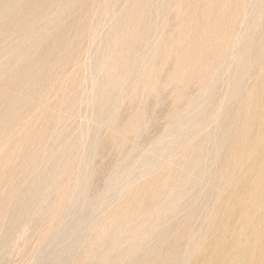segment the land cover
<instances>
[{"label": "bare ground", "instance_id": "bare-ground-1", "mask_svg": "<svg viewBox=\"0 0 264 264\" xmlns=\"http://www.w3.org/2000/svg\"><path fill=\"white\" fill-rule=\"evenodd\" d=\"M48 1L50 2H52V0H0V41H1V44H2V42H4L5 41V43L1 46V48H0V76L1 77H5V85L3 84V85H1L2 87L3 86H5L3 89L0 87V128H4V127H2L4 124L3 123H6L7 121H8V118L9 117H11L12 115H14L15 113H18V109L20 108V106L21 105H23V103H28V101H30L31 99H32V97L34 98V96H33V93H34V88H36L35 87V85L37 86L39 83H38V81L41 79V78H46L47 76H52L53 74H54V69H56L57 70V68L56 67H60V66H62L65 62H66V60H68V53H69V55H70V53H72V52H69L68 50L69 49H71V51H72V48L71 47H73V49L75 50V46L76 45H72L71 46V44H73V43H75V41H80V42H82L83 41V38L82 39H78L77 40V38L79 37V35L77 36V35H74L73 34V36L70 34V33H68L69 35H71V36H68L67 35V32H69L68 31V27H69V22H67L66 20L68 19V17H67V19H65L63 16H65V15H63V14H65L67 11H69L70 9H72L73 8V4L74 3H76L77 1L79 2L80 0H54L55 1V3H58L57 4V8H56V6H54V4H52L51 2H50V5L52 4L54 7H52V8H55V11L54 12H52L51 11V9H50V5L48 4ZM88 1H90V0H88ZM88 1H86V2H88ZM104 0H102L101 2H100V4L101 3H104L103 2ZM109 2H110V0H108ZM115 1H117V0H115ZM119 1V0H118ZM130 1V2H129ZM152 2H153V0H151ZM161 2H162V0H160ZM159 0H158V3L160 2ZM164 1V0H163ZM167 0H165L164 2H166ZM169 1V0H168ZM167 1V2H168ZM186 1V0H185ZM187 1H189V2H192V0H187ZM195 0H193V2H194ZM234 1V0H233ZM232 1V2H233ZM241 1H243L244 2V0H236V3L235 4H239ZM82 2H84L83 0L81 1V3ZM91 2L92 1H90V2H88V3H85L86 5H88L89 6V3H90V6H91ZM96 1H94V3H95ZM97 2H99V0H97ZM113 2V1H112ZM123 3H126V4H131V2H133V0H127V2H129V3H127V2H124V1H122ZM122 2H120V3H122ZM184 2V1H183ZM183 2H181V0H175V1H173L172 0V3L173 4H176V5H178V6H180V5H182L181 3H183ZM189 2L187 3V4H189ZM198 2H199V0H198ZM242 2V3H243ZM248 2V1H247ZM93 3V2H92ZM119 3V2H118ZM149 5H148V4ZM154 3V2H153ZM169 3H171V2H169ZM202 10L200 9H197V10H199V12L198 13H200V12H202L203 11V13L201 14H198V17H199V19L201 20V18H200V16L201 15H204V14H207L206 15V20L204 21V16H203V23H201V21H199V19L196 17V16H193V14L192 13H196L195 15H197V10H196V8H199V7H197L196 5H194L196 8L194 9L193 8V10L195 11H193V12H191V10L189 11V12H187V10H189V9H187V10H185L186 8H188L187 6H186V8L185 7H182L181 8V6H180V8H179V10H178V14H179V17H181V18H179L178 20V23H177V25L175 26V29L173 28V26H172V28L175 30H173L172 32H173V34H171L172 36H167V37H165L167 34H165V38H164V40H163V43H164V46L162 47V48H160L159 46V48L158 47H155V51H156V53H159L158 54V56H159V61H160V58H161V60L163 59L165 62H166V65H168V67H167V69H166V74H168L167 76L168 77H166V75H165V79H167L169 82L170 81H173V80H175L178 76H179V73H180V70H181V72L182 73H184L185 72V70H184V72L182 71V68L183 67H185L184 65H185V62L189 65V67H190V70H191V68L192 69H197V67H199L200 66V69H198L199 71V73L198 74H196L197 76H196V79H200V76L202 77V73H205L204 71H205V69L204 68H206L209 64L210 65H212L213 66V68H217V65H218V63H220L219 62V60H220V57L221 56H223V53L225 52V46H226V43H228L227 42V37L225 36V34H221V35H219V36H216V37H212V36H214L216 33L218 34L220 31H222V29H229V28H233L234 27V25L238 22V21H236V19L238 18L237 17V15H239L238 14V12H237V8H234V10L233 9H231V10H233V13L232 14H230V16L228 17V16H225V11L228 9V7H227V5H226V1H224V3L220 0H203L202 1ZM249 3V2H248ZM250 3H251V1H250ZM77 4V3H76ZM99 4V3H98ZM105 4H106V2H105ZM126 4L124 5V11H125V9H126V7H128V6H126ZM150 4L151 3H149L147 0H135L134 2H133V4H131L130 6H131V9L129 10L130 11V15H133V17H134V19H132L133 21H136L137 22V26L136 27H132V23H131V26H130V20H129V22H127V26H129L130 28L129 29H131V27H132V30H128V28H127V32L129 31H131V33H130V38H127V39H130L128 42H125V41H121V40H123V38H125V36L127 35V34H129V32L127 33V34H125L124 36H122L123 35V33L121 34V32H122V29H123V27L125 28V27H127V26H125V22L127 21V20H125L126 19V17H125V19H120V20H117V22L115 23V26H113L114 24H111V27H113V29L110 27V26H108L109 28H108V30H110L111 29V31H110V33L108 32V30H106L107 32H108V35H106L107 34V32L105 33V37L107 36H109L108 38H107V40L109 39V42L107 41L106 42V40H105V43L106 44H108V47L105 45L104 47L106 48V49H104V51H101L100 53L101 54H98V55H96L97 57H96V59H97V63L95 62V64H96V66H95V68H96V72L94 71V73H95V75L93 76V79L89 76V78H90V80H91V82H93L95 85H94V87L96 86V91H95V89H94V93H92V91H90V95H92V96H90L91 98H89L90 99V103L89 104H91L90 106H92V105H94V108H93V111L92 112H90L91 114H92V116H91V124H90V126L89 127H86V129H87V131H90L91 132V137H90V139H89V142H88V144H87V146L85 147V149L87 148V150H88V152H92V153H94L95 152V154L96 153H98L97 152V149L99 148L100 149V147L99 146H102V145H105V144H103V142L102 141H104L105 139H107L105 136H108V135H106L105 134V136L102 138V137H99V131H101L102 129H100L99 130V128L101 127V126H103L104 124H109V126H111V125H113V128H114V130H113V133H117L118 132V134L117 135H122V134H124V133H126V132H124V130H125V123H123V125H124V127H123V125L122 126H119L120 125V117H119V124L118 123H116L115 122V119H114V115H113V112H114V110L115 109H118L117 108V106H118V104H119V100H121L120 98L122 97V95L125 93V91L127 90V88L129 89V91H131L130 90V87H133V86H135L136 85V81H138V80H136L135 81V79H137V77H138V75H141V74H138L139 72H140V69H141V71H143V67L142 68H140L139 69V66H140V64L142 65V64H144L143 63V60H142V62H141V56H140V54H141V52H139L138 51V45L140 44H142L141 42H143L144 40L146 41V42H143V47H145V43H147V40L145 39V37H146V35H147V30L148 31H150L149 30V28H147V26L148 25H146V28L147 29H145L144 27H142V29H139V24H141L142 23V21H143V17H144V15H145V11L147 12L148 10H149V6H150ZM157 4V2L155 3V5ZM161 4V3H160ZM159 4V5H160ZM186 4V3H185ZM201 4V3H200ZM199 4V5H200ZM232 4V3H231ZM85 5V6H86ZM102 5V4H101ZM111 5L114 7H117V3H115L114 2V4L113 3H111ZM122 5V6H123ZM152 5V4H151ZM172 5V4H171ZM171 5H170V7H171ZM184 5V4H183ZM218 6V11H217V8L215 9V11H217V15L215 16V18L213 17V19L212 20H210V18H211V15H210V9L211 8H214V7H212V6ZM242 5V4H241ZM71 6H72V8H71ZM89 6V7H90ZM93 6H94V4H93ZM100 6V5H99ZM99 6L98 7H96V9H95V11L96 10H98L99 9ZM120 6V5H119ZM122 6L120 7V9L122 8ZM145 6H147V9L148 10H146V8H145ZM157 6V5H156ZM164 6H167V4L165 3V5ZM163 6V7H164ZM169 6V5H168ZM174 6V5H173ZM172 6V7H173ZM189 7L190 6H192V5H188ZM239 6V5H238ZM247 6V5H246ZM249 6H250V4H249ZM254 6V5H253ZM252 6V7H253ZM84 7V6H83ZM82 7V8H83ZM102 7H104V9L102 8V9H100V12L99 11H97V13H96V15L97 14H99V13H101V12H103L102 10H104V12L106 11V13L105 14H107V10L109 11V13L110 12H112L111 10H113L114 8H111V9H106V7L104 6V5H102ZM108 7V6H107ZM151 7V6H150ZM153 7V6H152ZM158 7H161L162 8V6L160 5V6H158ZM169 7V8H170ZM235 7H237L236 5H235ZM74 8L75 9H78V7L76 6L75 7V5H74ZM98 8V9H97ZM100 8H101V6H100ZM161 8H158V9H161ZM167 8V7H166ZM165 7H164V9H166ZM208 8H209V10H208ZM254 8V7H253ZM81 8H79L78 9V11L80 12L81 10H80ZM117 9V8H116ZM164 9H161V11L163 12V10ZM168 9V8H167ZM230 9V8H229ZM242 9H243V7H242ZM247 9V8H246ZM83 10H85V8L83 9ZM88 12H87V11ZM85 11L88 13L87 14V16L89 15V12H90V10H88V7H87V9H86ZM119 10V9H118ZM122 10V9H121ZM123 10H122V12H123ZM127 10H128V8H127ZM151 10V12H152V9H150ZM153 10L155 11V9L153 8ZM169 10L170 9H168L167 10V13L169 12ZM213 9H211V11H212ZM244 10H245V8H244ZM116 11V10H115ZM128 11V12H129ZM209 11V12H208ZM228 11V10H227ZM226 11V12H227ZM257 11V10H256ZM77 12V11H76ZM76 12L74 11V14H76ZM78 12V13H79ZM91 12H92V9H91ZM104 12H103V14H104ZM117 12H120V11H117ZM121 12V13H122ZM127 12V11H126ZM149 12V14H150V11H148ZM156 12V11H155ZM155 12L153 13V14H155ZM157 12H159L160 13V10H158ZM164 12H166V11H164ZM163 12V13H164ZM172 12H173V14L172 15H174L175 14V12H174V10H172ZM171 12V13H172ZM68 14H69V12H67ZM71 13H73V12H71ZM81 13V12H80ZM79 13V14H80ZM132 13V14H131ZM159 13H157V14H159ZM166 13V14H167ZM212 13V12H211ZM213 13H214V11H213ZM93 16L95 15V14H93V13H91ZM102 14V13H101ZM100 14V15H101ZM112 14H114L113 12H112ZM117 14V13H116ZM128 14V15H129ZM152 14V13H151ZM150 14V15H151ZM157 14H156V16H157ZM215 14H216V12H215ZM228 14V15H229ZM245 14V13H244ZM256 14L258 15V13L256 12ZM73 15V14H72ZM78 15V14H77ZM77 15H75V16H77ZM83 15V14H82ZM81 14H80V16H82ZM108 15V14H107ZM124 15H126V14H124L123 13V17H124ZM150 15L148 16V17H150ZM165 15V14H164ZM243 15V14H242ZM256 15V16H257ZM60 16H62L63 18H60ZM68 16V15H67ZM71 16V15H70ZM80 16H78V17H80ZM86 16V17H87ZM108 16H110V15H108ZM116 16V15H115ZM120 16V14L116 17V18H121V17H119ZM155 16V15H154ZM155 16V17H156ZM163 16V15H162ZM225 16V17H224ZM256 16H255V18H256ZM66 17V16H65ZM84 17H85V15H84ZM85 17V18H86ZM89 17V16H88ZM87 17V18H88ZM100 16H98V18H99ZM104 17H106V16H104ZM129 17V16H128ZM154 17V18H155ZM172 17H174V16H172ZM176 17V16H175ZM175 17H174V19H175ZM247 17V16H246ZM86 18V19H87ZM90 18H91V16H90ZM96 18V17H95ZM94 18V19H95ZM111 19H113V16H111L110 17ZM109 18V19H110ZM116 18L114 19V20H116ZM132 18V16L130 17V19ZM153 18V19H154ZM157 18V17H156ZM155 18V21L157 20ZM159 18H161V16H159L158 17V20H159ZM163 18V17H162ZM216 18H218V20H217V22L216 21H214V20H216ZM248 18V17H247ZM252 18V17H251ZM250 18V19H251ZM255 18H253V21H252V23L254 22V20H255ZM262 18V17H261ZM79 19H81V18H79ZM82 19H83V16H82ZM100 19V21H101V18H99ZM103 19V18H102ZM110 19V20H111ZM165 19H167L166 17H165ZM169 19H171V18H169ZM40 20H43V21H46L47 23H49V25L51 24V23H53L54 22V24H55V27L57 28V32L56 31H53L54 29H52L51 31H50V29H48L47 28V25L45 26V25H37V23H39V22H37V21H40ZM88 20L90 21V19L88 18ZM110 20H109V23H110ZM150 19H148V21H149ZM157 20V21H158ZM171 20H173V18L171 19ZM240 20V19H239ZM73 21V20H72ZM76 21H77V19H76ZM78 21H80V20H78ZM87 21V20H86ZM92 21H94L93 19H92ZM133 21H131V22H133ZM160 21H161V19H160ZM170 21V20H169ZM236 21V23L234 24V22ZM249 21H251V20H249ZM42 22V21H41ZM70 22H71V18H70ZM75 18H74V21H73V24H72V22H71V24L72 25H75ZM82 22V21H81ZM85 22V21H84ZM96 22H97V19H96ZM98 22H99V20H98ZM136 22H135V24H136ZM163 22H165L164 20H163ZM175 22V21H174ZM216 22V24H214ZM244 22H247V21H244ZM77 23V22H76ZM80 23V22H79ZM108 23V24H109ZM113 23V22H112ZM143 23H145L144 21H143ZM149 22H146L145 24H148ZM157 23H159V25L161 24L162 25V23L161 22H157ZM251 23V22H250ZM256 23V22H255ZM54 24H51V27H49V28H52V25H53V27H54ZM78 24V23H77ZM82 24V23H81ZM94 24H95V21H94ZM145 24H144V26H145ZM172 24H173V21H172ZM191 24H195L194 25V27H197L198 29L196 30V32L193 34L192 33V31H191V34H193V36H191V37H189V35H190V31L188 32V29H187V27L188 26H190L191 27ZM48 25V26H49ZM88 25V23H83V25L81 26V28L80 29H82V27H84V30H83V33L85 32V33H88L89 31L87 30V28H86V26ZM90 25V24H89ZM88 25V29H90L91 27ZM98 25V24H97ZM102 25V24H101ZM106 25V24H105ZM133 25H134V23H133ZM157 25V24H156ZM264 24H262V25H260V26H263ZM76 26V25H75ZM100 26V25H99ZM141 26H143V25H141ZM150 26V25H149ZM168 26H170V25H168ZM167 26V27H168ZM178 26V27H177ZM258 26V25H257ZM78 27V26H77ZM77 27H75L74 29H77L78 30V28ZM79 27H80V24H79ZM153 27V26H152ZM151 26H150V28H152ZM166 27V28H167ZM85 28H86V30H85ZM97 27H96V24H95V29H96ZM70 29V28H69ZM93 29V28H92ZM126 29V28H125ZM161 29V28H160ZM193 29V28H192ZM249 29V28H248ZM247 29V30H248ZM56 30V29H55ZM73 30V29H72ZM91 30V29H90ZM98 30V29H97ZM152 30V29H151ZM154 30V29H153ZM194 30V29H193ZM250 30V29H249ZM255 30V29H254ZM50 31V32H49ZM80 31H82V30H80ZM79 31V32H80ZM88 31V32H87ZM100 31H102V30H100ZM123 31H125V30H123ZM225 31H227V30H225ZM240 31V30H239ZM264 31V30H263ZM70 32H71V29H70ZM73 33H76L75 31H72ZM79 32H77V33H79ZM93 32V31H92ZM154 32V31H153ZM171 32V31H170ZM251 33L253 32V31H250ZM81 33V32H80ZM83 33H81L82 35H83ZM85 33H84V35H85ZM100 33V32H99ZM159 33H162L161 31L159 32ZM165 33H168L169 34V32L167 31H165ZM189 33V34H188ZM247 33V32H246ZM259 33H261V32H259ZM164 33H162V35H163ZM230 34V33H229ZM238 34V33H237ZM243 34V33H242ZM256 34V33H255ZM258 34V33H257ZM264 34V33H263ZM81 35V37H83ZM94 35H95V33H94ZM236 35V34H235ZM86 36H88V35H86ZM99 36V35H98ZM121 36L123 37V38H121ZM129 36V35H128ZM178 36H180L182 39H184V41L186 40V38L188 39V41H186V42H184L182 39L180 40V43H181V41L183 42V43H185L183 46H181L182 44H180V47L177 49V47L179 46H177L175 49H177V50H174L175 52H174V54L176 55V56H174V57H172L173 56V54H172V56H170L171 55V53H173V51H171L172 50V46L174 45L173 44V38L174 37H178ZM238 36H240V35H238ZM247 36V35H246ZM97 37V36H96ZM103 37H104V34H103ZM102 37V38H103ZM208 37L210 38H212V40L211 39H208ZM230 37V36H229ZM237 37V36H236ZM84 38H85V36H84ZM91 38H93V37H91ZM101 38V39H102ZM175 38V39H176ZM240 38V37H239ZM242 38V37H241ZM262 38V37H261ZM86 39V38H85ZM90 39V38H89ZM104 39V38H103ZM102 39V40H103ZM153 40H154V38H152ZM174 39V40H175ZM179 39V38H178ZM232 39H233V37H232ZM245 39V38H244ZM259 39V38H258ZM257 39V41H256V44H255V46H253L252 48H249L248 49V51H245V52H247V53H245L244 52V50H242L243 52H244V54H246V58L248 59L247 60V62L248 61H250L249 63H250V65H251V63H252V67H254L255 65L253 64L254 62H256V63H258L257 61L260 59V64H262V62L261 61H263V59H264V42H262L260 39L258 40ZM4 40V41H3ZM150 40H151V38H150ZM240 40V39H239ZM249 40V39H248ZM87 41H89V40H87ZM94 41V40H93ZM152 41V40H151ZM159 41H162V40H159ZM83 42H85V41H83ZM95 42V41H94ZM98 42V41H97ZM104 42V40L101 42V43H103ZM177 42V41H176ZM179 42V41H178ZM207 42H209V43H207ZM232 42V41H231ZM105 43H103V45L105 44ZM161 43V42H160ZM243 43V42H242ZM249 43V42H248ZM251 43V42H250ZM81 44V43H80ZM79 44V42H78V44L77 45H80ZM84 44V43H83ZM93 44V43H92ZM91 44V45H92ZM100 44V43H99ZM178 44V43H177ZM206 44L208 45V44H210V45H212L213 46V50L212 49H210V50H212V53H211V55H209V56H207V55H204L203 54V52L205 51V50H203V47H205L206 46ZM139 45V47H141ZM160 45V44H159ZM176 45V44H175ZM235 45V44H234ZM249 45V44H248ZM253 45V44H252ZM71 46V47H70ZM82 46V45H81ZM153 47L154 46H157V44L156 45H152ZM209 46V45H208ZM236 46V45H235ZM246 46V45H245ZM70 47V48H69ZM99 47V46H98ZM148 47V46H147ZM211 47V46H210ZM228 47V46H227ZM78 49H80V47H77ZM76 48V49H77ZM142 48V47H141ZM141 48H140V51H142L143 50V48H142V50H141ZM151 48V47H150ZM149 48V49H150ZM156 48H158V49H156ZM173 48V49H174ZM231 48H233V47H231ZM82 49V48H81ZM87 49V48H86ZM98 48H96V50H97ZM102 49V48H101ZM145 49V48H144ZM152 49H154V48H152ZM205 49H206V47H205ZM73 50V51H74ZM96 50H95V52H96ZM103 50V49H102ZM147 50V49H146ZM151 50V49H150ZM207 50V49H206ZM247 50V49H246ZM76 51V52H75ZM73 53H77V50H75ZM78 51H80L81 52V50H78ZM98 51V50H97ZM145 51V50H144ZM143 51V52H144ZM148 52H150L149 50H147ZM145 52L144 54H146V53H148V52ZM93 53L94 55L96 54V53ZM73 53H72V55H73ZM86 53V52H85ZM140 53V54H139ZM152 53H154L153 54V56L154 55H156L155 54V52H152ZM80 54V53H79ZM149 54V53H148ZM225 54V53H224ZM233 54V53H232ZM94 55H93V57H94ZM141 55H143V54H141ZM147 55V54H146ZM145 55V56H146ZM150 55V54H149ZM152 55V54H151ZM226 55V54H225ZM237 55V54H236ZM243 55V54H242ZM75 56V55H74ZM73 56V57H74ZM76 56H78V55H76ZM76 56H75V61L77 60V64L79 65V63H78V58L79 57H77V59H76ZM99 56V57H98ZM144 56V55H143ZM234 56V55H233ZM244 56H241V54L239 55V57H242L240 60L241 61H244ZM70 57V56H69ZM91 57H92V55H91ZM92 57V58H93ZM151 57V56H150ZM244 57V58H243ZM24 59L25 61H26V63H24L23 61V63H22V65L20 64H18V63H16L15 61H18L17 59ZM95 58V57H94ZM93 58V59H94ZM143 58V57H142ZM146 58H148V57H146ZM145 57L143 58L144 60L146 59ZM153 58V57H152ZM228 58V57H227ZM232 58V57H231ZM261 58H262V60H261ZM71 59V58H70ZM153 59H155V60H157V58H153ZM238 59V60H239ZM85 60V59H84ZM95 60V59H94ZM93 60V61H94ZM149 60V59H148ZM234 60V59H233ZM235 60H236V58H235ZM238 61V63L239 62H241V61ZM73 62H75L74 60H72ZM72 61L70 60V62L72 63ZM89 61V60H88ZM96 61V60H95ZM151 61H154V60H151V58H150V62ZM159 61H154V65L153 64H151L150 65V63L149 64H147V66L148 65H150L151 67H149L147 70L146 69H144V70H146V74H145V77H143V75L142 76H140L139 77V79L142 77V79L144 78V85H143V89H144V87H145V89H149L150 90V88L152 87V89L154 88L155 89V91L156 90H159V88L161 87V84H162V81H163V79H161L160 80V78H161V76H159L158 78H156L157 76L155 75L156 73H158L157 71H159L160 72V70L159 69H161V68H163V67H161V68H159V66L161 65V63L160 64H158V63H155V62H159ZM246 61V60H245ZM69 62V63H70ZM141 62V63H140ZM146 62V61H145ZM246 62V63H247ZM67 63H68V61H67ZM94 63V62H93ZM147 63H148V61H147ZM152 63V62H151ZM235 63V62H234ZM242 64H243V62H241ZM17 64H18V66H17ZM25 64V65H24ZM75 65H76V62L74 63ZM74 64H72V65H74ZM86 64V63H85ZM138 64H139V66H138ZM156 64L158 65V67L156 66ZM206 64H208V65H206ZM240 64V63H239ZM245 64V63H244ZM259 64V63H258ZM77 65V66H78ZM84 65V64H83ZM166 65H164V68H166L165 66ZM206 65V67H204ZM223 65V64H222ZM246 65L247 64H245V66L244 65H238V68H239V70H237L236 68V70L238 71L229 81H230V83L229 84H227V86H224V87H226L227 89H225L226 90V92H227V94H228V98H230V97H232L234 94H233V92L236 90V88L238 87V85H236L237 83H240V82H238L237 80L240 78V77H242V76H244L245 75V71L247 70L246 69ZM257 65V64H256ZM262 65H264V64H262ZM262 65H260V67L262 66ZM76 66V67H77ZM82 66V65H81ZM88 66V65H87ZM152 66H154V67H152ZM228 66V65H227ZM243 66V67H242ZM248 66H249V64H248ZM247 66V68H249ZM259 65H257V68H260V67H258ZM64 67H66V66H64ZM79 67V66H78ZM187 67V66H186ZM220 66H218V68H219ZM223 67V66H222ZM234 67V66H233ZM242 67V68H241ZM244 67H245V69H244ZM61 68V67H60ZM68 68V67H67ZM67 68H66V72H67ZM70 68V67H69ZM69 68H68V70H69ZM92 68H94V67H92ZM145 68H147V67H145ZM209 68V67H208ZM212 68V69H213ZM217 68V69H218ZM241 68V69H240ZM255 68V67H254ZM264 67H261L260 68V70L259 71H261V72H259L260 74H258L259 76V81H257V82H255V83H258L259 82V84H257L258 86L256 87V88H253L254 90L253 91H249V97H250V99H248L249 100V103L246 105V104H244V106L242 107H240L239 106V104H237L235 101H233L235 104H237V107L239 106V108H241V110H244L243 112H244V116H241V118L243 117V119H240L239 120V123L241 122V120H242V126H241V124H239V126L241 127V130H242V133L240 132V128L238 127V129H239V133H240V135H239V137L242 135V137H241V140L239 141V144H237V146H236V149L235 150H233L234 152H233V154H232V157H228L230 160L228 161L227 159V164L226 163H224L225 164V167L224 168H221L220 167V165L221 164H219V168H217L216 170H219V171H217V172H215L214 174V176L213 175H211V177H210V179L212 178V177H215V181H214V185L213 186H215L214 188H215V190H216V192L217 193H219V191H220V193L222 194V190L224 191V190H226V189H228V194H227V196L225 197V198H220L219 197V195H220V193H219V195L216 193H214L215 194V199L217 200V202H216V200H215V202L216 203H214L212 200V198H210L211 197V195L212 194H209L210 195V197H208V198H210L211 200V203L213 202L214 204H216L215 206H217L218 205V207L217 208H219V214L216 216V217H214V215L212 216V218H210V220H209V225L208 226H210V227H213V229H216V234H215V236L211 239V240H207L208 242H205V238L207 237V236H211L213 233H214V231L211 229V231L209 230V229H207L208 228V226L206 225L205 226V229L204 228H201V229H204V230H208L207 231V233H205L207 236H205V238H200V239H198L195 243H194V245H193V247L191 248V246H190V248L191 249H188L187 251H186V253H187V255L189 256L188 258L190 259V257H192V256H197V254L198 253H200V255L198 256L199 257V260H198V262L196 263V264H264V69H263ZM88 69V68H87ZM186 69V68H185ZM212 69H211V71H212ZM226 69V68H225ZM56 70H55V73H56ZM61 70V69H60ZM65 70V69H64ZM74 70V69H73ZM77 70H80V68H77ZM82 70V69H81ZM80 70V71H81ZM233 70V69H232ZM253 70V69H252ZM251 70V71H252ZM87 71H89V70H87ZM168 71H171V72H168ZM203 71V72H202ZM250 71V72H251ZM255 71V70H254ZM254 71H252V72H254ZM70 73H71V71H69ZM69 72H68V74H65V75H67V76H65V75H63V76H61V78H64V82H65V77H66V79H68L69 80V76L72 78V77H75V75H76V73L74 74V76H73V74L71 75H69ZM77 72V71H76ZM168 72V73H167ZM207 72V71H206ZM216 73V71H213L212 73ZM223 72V71H222ZM257 72V71H256ZM93 73V74H94ZM140 73H142V72H140ZM208 73H210V70H209V72ZM249 73V72H248ZM58 74V73H57ZM63 74V73H62ZM82 74H84V72H82ZM81 74V75H82ZM163 74H165V73H162V75ZM224 74V73H223ZM250 74V73H249ZM255 74V73H254ZM80 75V76H81ZM155 75V76H154ZM158 75V74H157ZM161 75V74H160ZM183 75V74H182ZM190 75V74H189ZM204 75V74H203ZM212 75V74H211ZM210 75V76H211ZM79 76V75H78ZM184 76V75H183ZM206 76V75H205ZM209 76V75H208ZM248 76V75H247ZM85 77H86V75H85ZM213 77V76H212ZM212 77H210L209 78V80H206V82H205V84L203 83V85H205V88H204V94H206V96L203 94V98H200V96H202V94H199V92H198V94L200 95V96H198V97H194V98H192V99H189V101H188V106H187V108H186V110H185V114H182V112L180 111L179 112V110H178V112L177 113H175V111H174V113H175V118H174V123H175V125L174 126H172V127H174V128H170V131H168V133H169V136H170V139H171V137H172V139L171 140H169V138H167V136H166V134H165V136H166V139H163V138H165V136H163V137H158V138H156V139H154L153 141H152V143H151V145H152V148H151V151L150 152H146L147 154H145V155H141L140 157H137L136 159H134V156H136V155H134V156H132V152L134 153V151H136L135 149H134V147L133 146H131V147H129V149H128V151L124 154L125 155V160H124V162L122 163V165L121 166H118L119 168L117 169V170H115L112 174H110V177L107 179V181H106V186H105V189L101 192V193H99L98 195H96L95 197H90L89 196V194H88V189H89V184H90V180H91V177H92V173H93V171H95V169H94V163H92V161H91V159H90V157H88V156H81V159L83 160V163H82V166L80 167V175H78V177L77 176H75L76 177V180H75V187H74V185H73V189H70V187L68 188L67 187V185L68 184H66L65 183V187H64V184L62 185V187H59L56 191H55V194L53 195V196H48L47 198H45L44 200H41V202L40 203H36L37 202V199H38V195H40V194H42L44 191H45V189L47 188V185L49 186V184H47L48 182V180L50 179V176H51V174H61V173H63V171H64V169H65V166H66V161L64 162H62V163H57V162H55L54 161V159L52 158V154L51 153H48V152H43V151H40V152H38L39 154L36 156V158L37 157H39V158H46L48 161L47 162H50L51 163V167H50V169L47 171V172H43V171H41V172H37V170L38 169H36L35 168V166H37V165H35V163L33 162V163H27L28 161H29V159L27 160V156H29V158H31L32 156L29 154V155H27V156H25L26 158L23 160V162L25 161V160H27V162H25V163H27L28 165H26L27 166V170H26V172L29 174L28 175V177H26L25 178V180L28 178L29 179V181L32 179V175H35L36 176V178H37V181L38 182H40L41 181V183H39V185L37 186V187H35L36 189L33 191V190H28L26 193H23V195L21 194L20 195V193H19V190L17 191V193L18 194H15L14 196H17V198H15L14 197V199H16V203L13 205L12 204V210L11 211H9L8 213H9V218L11 219V221H12V225H11V227L10 228H8L9 230H8V233L5 235V236H2L1 237V235H0V252H1V250H3L4 248H6V247H10V245H11V242H10V239H9V237L12 235V233L15 231V230H17L20 226H21V224H22V221L24 220V218H26V217H29L30 215H34V218L33 219H35V221H41V220H47L46 222H48L49 224H46L45 226H49L48 228H46L45 230H46V232H45V230H44V233H43V241L45 242V244L48 246V247H50L51 249L49 250V252H48V254H47V256L45 257V259H46V262H44V258H41V259H38L37 261H36V263L35 264H64L65 263V261H71V264H117V258H121V257H129V259H132V260H130L129 262H128V264H143L144 263V261H145V259H142L143 257H134V258H132L131 256L135 253H137V252H142V248L143 247H145L144 246V244H145V242L147 241V239H149L150 238V233L149 232H145V233H142L143 231H142V225H144L145 226V224H146V222H147V224H148V227H149V229L151 228V227H153V226H155L156 224H157V221H159V219H161L162 217H163V215H165L167 212H170V213H172L173 212V206L176 204V198H174L175 197V194H174V197H171V199H170V201L169 200H167L166 199V201H169V202H167V203H164L163 201H162V199H161V197L158 199V189H157V192H156V189H155V187H154V185H156V183H155V179L157 180H159V178L160 177H162V176H164V175H162V172H160L161 173V175L162 176H160V177H158V178H153V179H149L150 180V182H146V184H144V182H143V186L141 187V189H139V190H135V188H134V190H133V192H130L131 191V189H129V191H127L128 193H126V197H125V200H124V198L122 199L121 198V202L123 201V203H121L122 205H120V207H119V209L117 210L118 212H116V210H115V212H114V210H113V212L114 213H116V214H114V213H112V212H110V213H112V214H114V215H109V214H107V215H109L108 217H107V219L108 218H110L109 220H104L102 223H98L100 226L98 227L97 226V224L96 223H94V224H92L93 223V221H94V218H93V214H94V212L96 211V210H98L99 208L101 209V207L103 208V206H105L107 203L109 204V202H108V195L110 194V193H112V192H114V193H116V192H120V190H122V189H124L129 183H130V176L132 175V174H135L136 176H138V175H141V174H143L146 170H148L149 169V167H151V166H153V165H155V162L157 161V159L160 157V156H162L161 154L163 153V152H166L165 150L166 149H168L170 146H172V143H175L174 141L175 140H177V142H178V140H183L184 139V137H183V135L185 134V133H187V131L186 132H183V133H181L182 132V130L188 125H190V127L189 128H193V126L195 125V124H198L201 120V118H200V116H202L203 117V115L204 114H202L203 112H204V105H206V103H207V101H208V96L210 95V93H211V91H213V89H212V86H211V84H209L208 82L210 81V80H212L211 78ZM222 77V76H221ZM250 77V76H249ZM253 77V76H252ZM257 77V76H256ZM6 78H8L7 80H6ZM52 78H53V76H52ZM58 78H60V77H58ZM70 78V81L72 80ZM78 77H76V78H74V79H76V81L78 80L79 82H81L79 79H77ZM180 78H181V76H180ZM195 78V76L192 78V79H194ZM216 78V77H215ZM227 78H228V76H227ZM251 78V77H250ZM48 79H49V77H48ZM55 79V78H54ZM72 80V81H75V80ZM82 79V78H81ZM179 79V78H178ZM190 79H191V76H190ZM195 79V80H196ZM247 79H249L248 77H247ZM246 79V81H248ZM50 80H51V78H50ZM49 80V81H50ZM57 80V79H56ZM213 80H214V77H213ZM212 80V81H213ZM254 80V79H253ZM252 80V81H253ZM60 81H62L63 82V80H59V82ZM84 81V80H83ZM140 81H142L141 79H140ZM194 80H192V82H193ZM201 81V80H200ZM199 80L197 81L198 83L200 82ZM215 81V80H214ZM213 81V82H214ZM239 81H241L240 79H239ZM40 82V81H39ZM42 82V81H41ZM46 82H48V81H46ZM61 82V83H62ZM66 82H68V81H66ZM79 82H78V85H81V83L79 84ZM90 82V83H91ZM134 82H136L135 83V85L133 84ZM164 83H165V81H163ZM169 82H168V84H169ZM196 82V81H195ZM195 82H193V83H195ZM196 82V83H197ZM225 82V81H224ZM243 82V81H242ZM38 83V84H37ZM55 83V82H54ZM61 83H59L60 85H61ZM70 83V82H69ZM73 83H75V82H73ZM73 83H71V85L73 84ZM77 83V82H76ZM85 83V82H84ZM139 83V82H138ZM141 84H142V82H140ZM173 83V82H172ZM174 83H175V81H174ZM208 83V84H207ZM215 83V82H214ZM45 84V83H44ZM53 84V83H52ZM67 84V83H66ZM119 84V85H118ZM127 84V85H126ZM167 84V83H166ZM176 84V85H175ZM175 84H173V86L175 85V86H177V83H175ZM224 84V83H223ZM231 84V85H230ZM243 84V83H242ZM241 84V85H242ZM49 85V84H48ZM47 85V86H48ZM55 85V84H54ZM69 85V84H68ZM70 85V86H71ZM75 85V84H74ZM74 85H73V87H74ZM182 85V84H181ZM200 85V84H199ZM203 85H201V86H203ZM228 85H230V89H228ZM235 85L237 86V87H235ZM240 85V84H239ZM240 85V86H241ZM70 86H68V87H70ZM91 86H92V84H91ZM90 86V88H92ZM138 86L141 88V86H140V84H138ZM166 86V85H165ZM172 86V87H173ZM175 86H174V88H175ZM180 86V85H179ZM183 86V85H182ZM213 86H214V84H213ZM216 86V85H215ZM248 86V85H247ZM254 86H255V84H254ZM44 87V89L46 88L45 86H43ZM53 87V86H52ZM51 87V88H52ZM57 87V86H56ZM59 87H61V86H59L58 85V88ZM76 87H77V89H78V86L76 85ZM93 87V88H94ZM135 87H137V86H135ZM171 87V86H170ZM234 87H235V89H234ZM42 88V87H41ZM58 88H56L55 89V86H54V88H52L53 90H54V92L56 93H54L53 95L55 96H51V98H57L58 96H56V95H59L60 93L59 92H62L63 90H60V88L58 89ZM89 88V89H90ZM162 88L164 89L165 87H163L162 86ZM187 88V87H186ZM200 88V87H199ZM248 88V87H247ZM37 89H39V88H37ZM43 89V88H42ZM42 89L40 90L41 91V93H43V94H41V97H42V95H44V92H42ZM57 89L59 90V94L56 92L57 91ZM76 89V88H75ZM76 89V90H77ZM82 89V88H81ZM136 89H138V88H136ZM136 89H135V93H137V91H136ZM143 89H141V90H143ZM144 89V90H145ZM153 89V90H154ZM177 89V88H176ZM241 89V88H240ZM86 90V89H85ZM92 90V89H91ZM143 90V91H144ZM152 90V91H153ZM228 90V91H227ZM238 91H239V87H238V89H237ZM236 90V92H238ZM44 91V90H43ZM52 91V90H51ZM64 91H65V89H64ZM63 91V93L65 94V95H71L72 93H70V89H69V93H67V91L68 90H66L65 92L67 93H65ZM72 91V90H71ZM74 91V93H73V95H75V90H73ZM79 91H80V88H79ZM132 91L134 92V87H133V89H132ZM132 91L131 92H128V94L129 95H132L133 93H132ZM145 91H148V90H145ZM154 91V92H155ZM174 91V90H173ZM186 91H188V90H186ZM185 91V92H186ZM193 91V90H192ZM224 91V90H223ZM242 90H240V92H241ZM247 91V90H246ZM77 92H78V90H77ZM89 92V91H88ZM157 92V91H156ZM161 92H162V90H161ZM172 92V91H171ZM201 92V91H200ZM225 92V93H226ZM239 92V93H240ZM40 93V92H39ZM50 93V92H49ZM63 93H61L60 94V97L62 96H64V94ZM84 93V92H83ZM145 93H147V92H145ZM176 93H178V92H176ZM247 93V92H246ZM245 93V96L247 95ZM36 95H37V93H35ZM80 94H81V92H80ZM142 94V93H141ZM144 94V93H143ZM157 94V93H156ZM155 94V95H156ZM161 94V93H160ZM159 94V95H160ZM163 94V93H162ZM161 94V95H162ZM190 94V93H189ZM188 94V95H189ZM236 94V93H235ZM126 95V94H125ZM133 95H135V94H133ZM138 95V94H137ZM137 95H135V96H133V97H136L137 99H138V97H137ZM148 95V94H147ZM149 95H151L150 93H149ZM154 95V96H155ZM159 95L157 96V97H159ZM178 95V94H177ZM187 95V96H188ZM236 95H238V94H236ZM38 96V95H37ZM36 96V100L37 101H35V99L33 100V101H35V103H37L38 102V99L39 98H41L40 97V95H39V97H37ZM128 96V95H127ZM141 96V95H140ZM163 96H164V94H163ZM167 96V95H166ZM165 96V97H166ZM170 96V95H169ZM179 96H182V95H179ZM186 96V97H187ZM222 96V95H221ZM224 96V95H223ZM222 96V97H223ZM240 96L241 95H239V98H240ZM66 97V98H65ZM64 98H62V99H64L65 101H66V99L68 98L67 96H65ZM75 97H78V99H79V93L77 94V95H75ZM75 97L73 96V98H71L70 100V102L71 103H69V101H68V99H67V103H69L68 104V106H70V104H74V103H72V102H74V100H75ZM142 97V96H141ZM160 97H162V96H160ZM221 97V98H222ZM237 97V96H236ZM247 97V96H246ZM245 97V98H246ZM248 97V98H249ZM38 98V99H37ZM59 98V97H58ZM56 99V100H60V99ZM177 98H179V97H177ZM180 98H182V97H180ZM238 98V99H239ZM42 99V98H41ZM61 99V100H62ZM124 99V98H123ZM132 99H134V98H132ZM137 99H134V100H137ZM146 99V98H145ZM158 99V98H157ZM156 99V100H157ZM160 99V98H159ZM158 99V100H159ZM188 99V98H187ZM226 99V98H225ZM225 99H224V101H225ZM232 99H234V98H232ZM241 99H243V101L244 100H246V99H244V98H241ZM52 100V99H51ZM54 100V99H53ZM54 101V103L53 102H50V103H53V105H55L57 108L59 107V106H57V105H59L58 103H60L61 104V102H58V101ZM76 100H77V98H76ZM80 100V99H79ZM139 100V99H138ZM137 100V101H138ZM177 100V99H176ZM175 100V101H176ZM231 100V99H230ZM247 100V101H248ZM50 101V100H49ZM64 101V107L65 106H67V104H66V102ZM84 101H86V100H84ZM169 101V100H168ZM174 101V100H173ZM178 101H179V99H178ZM185 101H187V100H185ZM218 101V100H217ZM246 101V102H247ZM39 102H40V100H39ZM38 102V103H39ZM48 102V101H47ZM58 102V103H57ZM63 102V101H62ZM78 102V101H77ZM92 102V103H91ZM121 102H122V100H121ZM142 102V101H141ZM154 102V101H153ZM152 102V103H153ZM220 102V101H219ZM222 102V101H221ZM230 102V104H231V101H229ZM240 102V101H239ZM34 103V102H33ZM50 103H48L47 105H48V108H49V110L50 111H52L51 110V108L53 107L54 109H55V106H50L51 104ZM127 103V102H126ZM125 103V104H126ZM146 103V102H145ZM150 103V102H149ZM158 103V102H157ZM161 103V102H160ZM165 103V102H164ZM167 103V102H166ZM182 103V102H181ZM241 103H242V101H241ZM244 103H245V101H244ZM31 104H32V102H31ZM41 104V103H40ZM39 104V105H40ZM66 104V105H65ZM78 104V103H77ZM77 104H75V106L73 107V106H71V107H73L74 109H75V107H77ZM82 104V103H81ZM86 104H88V103H86ZM180 103H178V105H179ZM208 104V103H207ZM233 104V103H232ZM36 106H37V104H35ZM47 105L44 107V108H47ZM122 105V104H121ZM148 105V104H147ZM222 105V104H221ZM234 105V104H233ZM241 105V104H240ZM246 105V106H245ZM29 106V105H28ZM31 106V105H30ZM43 106V105H42ZM62 106V107H63ZM68 106H67V108H68ZM78 106H79V104H78ZM88 106V105H87ZM130 106V105H129ZM165 106V105H164ZM202 106V107H201ZM210 105H208L207 107H209ZM212 106V105H211ZM210 106V107H211ZM229 106V103H228V105H227V107ZM23 108H24V105L22 106ZM21 107V108H22ZM26 107V106H25ZM39 107V106H38ZM41 107V106H40ZM60 107H61V105H60ZM61 107V108H62ZM71 107H69L70 109H72ZM124 107V106H123ZM145 107V106H144ZM151 107V106H150ZM154 107V106H153ZM173 107V106H172ZM181 107V106H180ZM218 107H220V106H218ZM222 107V106H221ZM220 107V108H221ZM224 107V106H223ZM222 107V108H223ZM231 107V106H230ZM30 108V107H29ZM37 108V107H36ZM36 108H34V109H36ZM44 108L43 109H41V110H44ZM47 108V109H48ZM52 108V109H53ZM66 108V109H67ZM126 108V107H125ZM135 108H138V107H136L135 106ZM140 108H142V107H140ZM139 108V109H140ZM176 108H177V106H176ZM28 109V108H27ZM46 109V111H45V113L44 114H46V113H49L50 111H48ZM58 109H60V108H58ZM63 109H65V108H63ZM70 109H68V111L70 110ZM74 109H72L71 110V112L74 110ZM145 110L147 109V107L146 108H144ZM172 109V108H171ZM173 109H175V108H173ZM210 109V108H209ZM211 109H213L212 107H211ZM225 109H227V108H225ZM22 110V109H21ZM32 110V109H31ZM56 110V109H55ZM91 110H92V108H91ZM122 110V109H121ZM126 110V109H125ZM137 110V109H136ZM169 110V109H168ZM224 110V109H223ZM232 110H234V109H228L226 112H225V115L227 116V118L228 117H230L232 114H231V112L230 111H232ZM237 109H235V111H236ZM35 111V110H34ZM37 111L39 112V113H41V111H39L38 109H37ZM37 111H35V112H37ZM64 111V110H63ZM62 110L60 111V112H63ZM65 111H67V110H65ZM64 111V112H65ZM67 111V112H68ZM133 111V110H132ZM134 111H135V109H134ZM152 111V110H151ZM217 111V110H216ZM235 111H233V112H235ZM239 111H240V109H239ZM238 111V112H239ZM22 112H24V110L22 111ZM37 112V113H38ZM57 113H58V111H56ZM70 111L68 112L69 113V116H70V113H71ZM123 112H124V110H123ZM139 112V111H138ZM143 112V113H142ZM212 112V111H211ZM211 112H209V113H211ZM237 112V111H236ZM242 112V111H241ZM51 113H55V111L53 112H51ZM51 113H49V114H51ZM125 113H126V111H125ZM135 113H137V112H135ZM146 114L147 112H144L143 111V109L142 110H140V112L138 113V115H139V117L140 116H142V118L144 117L143 116V114ZM224 113V112H223ZM222 113V114H223ZM33 114V113H32ZM31 114V115H32ZM61 114V113H60ZM59 114V115H60ZM67 114V113H66ZM90 114V115H91ZM124 114V113H123ZM142 114V115H141ZM150 114V113H149ZM207 114V113H206ZM214 114H217L216 112L214 113ZM40 115V114H39ZM47 115V114H46ZM55 115H56V113H55ZM54 115V116H55ZM62 115H65V114H62ZM163 115V114H162ZM171 115V114H170ZM234 115H235V113H234ZM30 116V115H29ZM73 116H74V114H73ZM84 116V115H83ZM115 116H117V113H116V115ZM121 116V115H120ZM147 116H149V115H147ZM216 116V115H215ZM224 116V115H223ZM226 116H224V117H226ZM17 117H19V116H17ZM33 117H34V114H33ZM43 117V116H42ZM57 117V116H56ZM123 117L124 116H122V119H123ZM135 119H136V116H133ZM139 117H138V119H139ZM167 117V116H166ZM214 117V116H213ZM212 117V118H213ZM235 117V116H234ZM234 117H233V115H232V118L234 119ZM14 118V117H13ZM19 118H21V117H19ZM23 118V117H22ZM36 119L38 118V117H35ZM40 118V117H39ZM39 118H38V120H39ZM48 118H50V119H52V117H48ZM48 118H43V120L45 119V121H47L48 120ZM55 118V117H54ZM76 118V117H75ZM116 118H118V117H116ZM127 118V116L124 118V119H126ZM142 118L140 117V120H142ZM156 118V117H155ZM216 118V117H215ZM223 118V117H222ZM240 118V117H239ZM10 119V118H9ZM12 119V118H11ZM17 119V118H16ZM27 119H29V117H27ZM42 119V118H41ZM47 119V120H46ZM56 119V118H55ZM55 119H52V121L53 120H55ZM137 119V120H138ZM145 119V118H144ZM143 119V120H144ZM211 119V118H210ZM214 119V118H213ZM212 119V120H213ZM226 119V118H225ZM232 119V123L234 122V120ZM236 119L237 118H235V121H236ZM7 120V121H6ZM33 119L31 118L30 119V121H32ZM71 120V119H70ZM69 120V121H70ZM89 120H90V118H89ZM140 120H138V121H140ZM142 120V121H143ZM167 120V119H166ZM227 120V119H226ZM226 120H224L223 121V119H221V121H222V126L221 127H225V124H223ZM6 121V122H5ZM19 121V120H18ZM29 121V120H28ZM49 121V120H48ZM59 121H60V119H59ZM73 121V120H72ZM126 120H124V122H125ZM142 121H140V124H141V122ZM146 121V120H145ZM154 121H156V120H154ZM160 121H162V120H160ZM164 121V120H163ZM207 121V120H206ZM214 121V120H213ZM229 121H230V119H229ZM24 122V121H23ZM55 122V121H54ZM88 122V123H89ZM123 122V121H122ZM132 122H133V120H132ZM134 122H136V121H134ZM134 122L133 123H130V124H132V125H134ZM157 122H159V121H157ZM228 121H226V124H228L227 123ZM231 122H229V124H231ZM45 122H38L37 120H35V122H31L30 123V126L28 125V126H26V124L24 125V127H23V123H20L21 124V127H19L20 129H19V133L17 134H15V136H13L14 138L16 137V135H18L16 138H15V140L13 141V143H10V142H5V141H3L2 143H1V141H0V143H1V145H0V157H2V158H0V159H3V163H4V166H3V169L1 170L0 169V171H1V173H0V175H2L1 177H2V179L0 178V182L2 183L3 181V179L4 178H7V177H4V176H6V175H8V173H14V170H16L15 168H14V163L17 161V162H20L19 160L20 159H22V157H23V155L21 154L22 152L24 153V151H19L20 149V147H23L24 148V144H26L27 145V148H25V150L26 149H29L28 148V146L29 145H31V144H35V143H40V141L43 139V137L45 136V131H48V130H46L47 129V127H49L48 125H50L48 122H47V124H44ZM57 123H58V119H57ZM113 123V124H112ZM154 123V122H153ZM236 124H237V122H235ZM234 123V124H235ZM7 124V123H6ZM14 124V123H13ZM56 124V123H55ZM137 124V123H136ZM145 124V123H144ZM161 124V123H160ZM54 125V124H53ZM131 125V126H132ZM158 125V124H157ZM199 125V124H198ZM9 126V125H8ZM17 126H19V124L17 125ZM26 126V127H25ZM51 126H52V124H51ZM69 126V125H68ZM131 126H128V124H127V126H126V128L127 127H129L128 129H131L132 127ZM138 126L140 127V125L138 124ZM156 126V125H155ZM231 126V125H230ZM229 125H228V127H230ZM235 126V125H234ZM233 126V127H234ZM236 126H238V125H236ZM236 126H235V129H236ZM79 127V126H78ZM121 127H123V131L122 130H120V131H117V130H119ZM142 127V126H141ZM158 127V126H157ZM198 127V126H197ZM227 127V126H226ZM225 127V128H226ZM22 128V129H21ZM61 128H63V125H62V127ZM69 128V127H68ZM103 128H105V127H103ZM107 128V127H106ZM187 128V127H186ZM189 128H188V130H189ZM196 128V127H195ZM194 128V129H195ZM219 128H220V125H219ZM218 128V129H219ZM224 128V129H225ZM110 129H112V127L110 128ZM122 129V128H121ZM135 128H133V130H134ZM137 129V128H136ZM135 129V131H137ZM148 129V128H147ZM193 129V130H194ZM214 129V128H213ZM217 129V130H218ZM231 129H233V128H231ZM230 129V130H231ZM49 130H50V128H49ZM132 130V129H131ZM132 130V132L134 133V135H135V132ZM207 130V129H206ZM205 130V131H206ZM220 130H223V128L221 129L220 128ZM226 130H228L227 128H226ZM226 130H224V131H226ZM31 131H33V132H31ZM65 131V130H64ZM86 131V132H87ZM112 131V130H111ZM126 131H127V129H126ZM130 131V130H129ZM203 131V130H202ZM236 131H237V129H236ZM16 132V131H15ZM50 132V131H49ZM48 132V133H49ZM52 132V131H51ZM66 132V131H65ZM73 132V131H72ZM120 132V133H119ZM123 132V133H122ZM165 131H163V133H164ZM198 132H199V130H198ZM213 132V131H212ZM215 132V131H214ZM13 133H14V131H13ZM47 133V134H48ZM67 133V132H66ZM89 133V132H88ZM87 133V134H88ZM105 133V132H104ZM113 133H111V135L112 136H114L115 134H113ZM122 133V134H121ZM191 133V132H190ZM194 133V132H193ZM207 133V132H206ZM221 133H223V131L221 132ZM220 133V134H221ZM225 133V132H224ZM49 134H51V133H49ZM85 134V133H84ZM100 134H102L103 135V132L101 133L100 132ZM228 134V133H227ZM236 134V133H235ZM53 135V134H52ZM54 135H56V134H54ZM62 135V134H61ZM101 135V136H102ZM116 135V136H117ZM125 135V134H124ZM162 135V134H161ZM168 135V134H167ZM199 135V134H198ZM197 135V136H198ZM206 135H208V134H206ZM213 135V134H212ZM222 135V134H221ZM238 135V134H237ZM236 135V136H237ZM116 136H114V137H112V139L114 140V138L116 137ZM136 136V135H135ZM196 136V135H195ZM217 136V135H216ZM224 136V135H223ZM13 137H12V139H13ZM54 137V136H53ZM52 137V138H53ZM109 137V136H108ZM122 137H123V135H122ZM121 137V139H120V137L119 138H117L118 140L120 139V141H118V143H120L122 140H123V138ZM126 137H127V133H126ZM187 137H188V135H187ZM214 137V136H213ZM220 137V136H219ZM226 137V136H225ZM229 137V136H228ZM72 138V137H71ZM70 138V139H71ZM87 138H89V137H87ZM128 138V137H127ZM196 138V137H195ZM200 138V137H199ZM215 138V137H214ZM222 138V137H221ZM234 138V137H233ZM8 139V138H7ZM57 139V138H56ZM69 139V138H68ZM68 139H66V141L68 140ZM101 139H102V141H101ZM117 139L116 140H114V141H117ZM191 139V138H190ZM208 139V138H207ZM217 139V138H216ZM234 139H236V138H234ZM238 139V138H237ZM2 140H4V139H2ZM6 140V139H5ZM44 140V139H43ZM48 141H49V139H47ZM150 140V139H149ZM163 140H168V142H167V144H162L163 143ZM205 140V139H204ZM6 141H9V140H6ZM86 141V140H85ZM188 141V140H187ZM199 141V140H198ZM208 141V140H207ZM214 141V140H213ZM220 141V140H219ZM223 141V140H222ZM225 141V140H224ZM236 141V140H235ZM19 142H21V143H19ZM58 142V141H57ZM56 142V143H57ZM63 142H64V140H63ZM77 142V141H76ZM106 142V140L104 141V143ZM126 142H128V140L126 141V139H124V141L122 142V145H124V143H126ZM150 142V141H149ZM180 142V144H181V141H179ZM196 142V141H195ZM193 142L194 144H196V143H198V142ZM18 143H19V148H18ZM22 143H24L23 144V146L21 145ZM38 143V144H39ZM42 143H44V141H42ZM55 143V144H56ZM78 143V142H77ZM107 143H108V140H107ZM106 143V144H107ZM111 143V142H110ZM141 143V142H140ZM148 143V142H147ZM184 142L182 141V144H183ZM186 143V142H185ZM187 143H189V141L187 142ZM201 143H202V145H203V142L201 141ZM223 143H225V142H222V144ZM54 144V145H55ZM61 144H62V142H61ZM79 144V143H78ZM117 144V143H116ZM129 144V143H128ZM127 144V145H128ZM132 144V143H131ZM179 144V145H180ZM181 144V145H182ZM192 144V141H191V143H190V150H192L193 148V146L191 145ZM207 144V143H206ZM215 144V143H214ZM232 144H233V142H232ZM21 145V146H20ZM60 145V144H59ZM63 145H65V143L63 144ZM67 145V144H66ZM84 145H85V143H84ZM117 145H119V144H117ZM126 145V144H125ZM124 145V146H125ZM150 145V144H149ZM187 145V144H186ZM197 145H198V149L201 147H199V144H196V148H194V149H196V150H194V152L195 151H199L198 149H197ZM221 145V144H220ZM229 145V144H228ZM35 146V145H34ZM42 146H44V145H42ZM51 146V145H50ZM62 146V145H61ZM139 146V145H138ZM146 146V145H145ZM175 145H173V147H174ZM185 146V145H184ZM192 146V147H191ZM206 146V145H205ZM215 146V148H216V145H214ZM229 146H231V145H229ZM234 146V145H233ZM37 147V146H36ZM66 146H63L62 147V149H64ZM78 147V146H77ZM147 147H149V146H147ZM146 147V148H147ZM176 147V146H175ZM204 147V146H203ZM22 148V149H23ZM44 148V147H43ZM42 147H41V149H43ZM67 149L68 148H70V147H66ZM79 148V147H78ZM82 148H84V147H82ZM103 148V147H102ZM105 148V147H104ZM126 148V147H125ZM192 148V149H191ZM227 148H230V147H227ZM231 148H232V146H231ZM21 149V150H22ZM34 149H36V148H34ZM53 149V148H52ZM119 149V148H118ZM133 149H134V151H133ZM138 149V148H137ZM170 149V148H169ZM172 149V148H171ZM187 149H188V146H187ZM201 149H203V148H201ZM220 149V148H219ZM44 150V149H43ZM61 150V149H60ZM75 150H77V149H75ZM74 150V151H75ZM109 150V149H108ZM178 150V149H177ZM223 150V149H222ZM232 150V149H231ZM29 152L30 151H32V150H28ZM28 151H26V152H28ZM50 151V150H49ZM141 151V150H140ZM168 152H171V151H169V150H167ZM180 151V150H179ZM189 151V150H188ZM188 151H186V153L188 152ZM200 151H203V150H200ZM206 151V150H205ZM215 151V150H214ZM229 151H230V149H229ZM54 152V151H53ZM77 152H78V150H77ZM85 153H86V151H84ZM100 152V151H99ZM137 152V151H136ZM135 152V153H136ZM192 152V151H191ZM55 153V152H54ZM61 153V152H60ZM70 153H73V148H71L70 149ZM84 153V154H85ZM185 153V154H186ZM190 153V152H189ZM189 153H187V155H189ZM198 152H196V154H197ZM202 153V152H201ZM204 153V152H203ZM218 153V152H217ZM77 154V153H76ZM81 154H82V152H81ZM95 154H93L94 155V157H95ZM183 154V153H182ZM191 154V153H190ZM195 154V153H194ZM193 152H192V155H189L188 157H187V155H184V156H186L187 157V159L189 160V157L191 158L193 155ZM199 154V153H198ZM197 154V155H198ZM204 154H206V153H204ZM225 154H226V151H225ZM26 155V154H25ZM54 155V154H53ZM98 155V154H97ZM117 155V154H116ZM139 155V154H138ZM164 155H165V153H164ZM197 155H194V157L195 156H197ZM200 155V154H199ZM214 155V154H213ZM227 155H228V152H227ZM226 155V156H227ZM31 156V157H30ZM59 156H60V154H59ZM66 156V155H65ZM92 156V155H91ZM121 156V155H120ZM175 156V155H174ZM173 156V157H174ZM231 156V155H230ZM67 157V156H66ZM77 157V156H76ZM75 157V158H76ZM79 157V156H78ZM78 157H77V159H78ZM99 157V156H98ZM172 157V156H171ZM214 157V156H213ZM20 158V159H19ZM39 158H37L38 160H39ZM113 158H116V157H113ZM183 158H185V157H183ZM182 158V159H183ZM198 158H202V155L200 156V157H197V158H194L195 160L196 159H198ZM206 157H204V159H205ZM211 158V157H210ZM222 158V157H221ZM16 160L15 162H14V160ZM19 159V160H18ZM32 159H34L33 157H32ZM36 159V160H37ZM40 159V160H41ZM77 159H76V162H77ZM98 159V158H97ZM162 159H164V158H162ZM161 159V160H162ZM181 159V158H180ZM182 159H181V161H182ZM192 159H193V157H192ZM207 159V158H206ZM218 159V158H217ZM35 160V159H34ZM39 160V161H40ZM62 160V159H61ZM179 160V159H178ZM187 160V162H185V165H186V163L188 164V161ZM203 160V159H202ZM79 161V160H78ZM180 161V162H181ZM193 161V160H192ZM198 161H199V159H198ZM207 161V160H206ZM206 161L204 162L203 161V163H204V165H205V163H206ZM224 161V160H223ZM0 162H1V164H3L2 163V160H0ZM38 162V161H37ZM36 162V163H37ZM40 162H42V161H40ZM44 162V161H43ZM74 162V161H73ZM163 162V161H162ZM202 162V161H201ZM21 163V162H20ZM39 163V162H38ZM112 163V162H111ZM117 163V162H116ZM178 163V162H177ZM190 164H191V169H192V165H194V164H192L191 162H189ZM195 163H197V162H195ZM199 163V162H198ZM203 163H202V166H203ZM214 163H215V161H214ZM213 163V164H214ZM17 164V163H16ZM23 164V165H22ZM21 164V166H24L25 164L24 163H22ZM76 164V163H75ZM78 164L79 163H77V166L75 167V168H77L78 169ZM168 165H166L165 164V167L167 168V170H169V162L167 163ZM171 164H172V162H171ZM180 165L181 166H183L182 165V163H180ZM184 165V166H185ZM198 165V164H197ZM197 165L195 164L194 166H195V168L197 167ZM200 165V164H199ZM39 166V165H38ZM46 166V165H45ZM180 166V167H181ZM183 166V167H184ZM188 166V167H187ZM185 168H189V165H187ZM201 166V168H203ZM236 166H237V168H239L240 167V169H238L237 171H236ZM0 167H1V165H0ZM69 167V166H68ZM179 167V166H178ZM179 167V168H180ZM205 167V166H204ZM218 167V166H217ZM21 168H23V167H21ZM39 168H40V166H39ZM156 168V167H155ZM166 168H163L165 171H167L166 170ZM170 168L172 169V165H170ZM234 168H235V171H234ZM20 169V168H19ZM24 169V168H23ZM23 169H20V171H25V170H23ZM44 169V168H43ZM43 169H41V170H43ZM73 169H74V167H73ZM71 170V172L72 171H74V170ZM94 169V170H93ZM151 169V168H150ZM176 169V166L173 168V171ZM190 169V171H192ZM197 169H198V167H197ZM209 169H210V167H209ZM222 169V170H221ZM183 170L184 169H182L181 170V172H183ZM185 170H187V169H185ZM194 170V169H193ZM201 170V169H200ZM208 170V169H207ZM213 170V169H212ZM215 170V171H216ZM19 171V170H18ZM76 171V170H75ZM75 171H74V175H76L77 174V171H76V173H75ZM79 171H78V173H79ZM157 171V170H156ZM178 170H176V172H177ZM190 171H188L189 173H190ZM233 171L235 172V173H237L236 175L233 173ZM147 172V171H146ZM149 172V171H148ZM164 172V171H163ZM172 172V171H171ZM184 172H186V171H184ZM196 171H194V174H193V176L192 175H190V176H187V180L185 179V176L183 175V180L185 179L187 182L189 181L192 185H196L197 184V182H198V179L197 178H195V177H197L198 176V174H197V176H195L194 177V175L196 174L195 173ZM200 173L202 172V171H199ZM27 173H25V174H27ZM65 173V172H64ZM69 173V172H68ZM160 173H159V175H160ZM166 173V177H165V181L163 180V178H162V182L164 183L163 185H162V182H160L159 181V183H161V185H162V187H165L166 185V179H167V177L170 175H167L168 174V172H165ZM165 173H163V174H165ZM212 173H213V171H212ZM20 174H24V172L22 173H20ZM20 174H18L17 173V175L18 176H21ZM30 174H32V175H30ZM97 174V173H96ZM172 174V173H171ZM174 174V173H173ZM181 174V173H180ZM184 174H187V173H184ZM16 175V176H17ZM101 175V174H100ZM154 175V174H153ZM157 175V174H156ZM158 175V176H159ZM176 175V174H175ZM189 175V174H188ZM201 175H203L202 173H201ZM15 176V177H16ZM18 176L16 177L17 179H18ZM30 176V177H29ZM181 176V175H180ZM204 176V175H203ZM202 176V178L201 179H204V177ZM208 176H210V175H208ZM15 177L13 178L14 180H17V179H15ZM75 177H74V179H75ZM194 177V178H193ZM20 178V177H19ZM31 178V179H30ZM35 178V179H36ZM170 178V177H169ZM169 178L167 179V181L169 180ZM198 178H200V175H199V177ZM9 179H10V175H9ZM23 179V178H22ZM64 179H66V178H64ZM68 180L70 179V178H67ZM171 179V178H170ZM173 179H175L174 177H173ZM172 179V180H173ZM176 179H177V181H178V178L176 177ZM180 179H181V177H180ZM14 180H12V181H9L6 185L7 186H9V185H12L11 183L12 182H14ZM157 180V181H158ZM171 180V181H172ZM209 180V179H208ZM213 180V179H212ZM26 181H28V180H26ZM67 181V180H66ZM147 181V180H146ZM151 181L152 182H154V185H153V183H151ZM156 181V182H157ZM176 181V180H175ZM182 182V179L181 180H179V182ZM210 181V180H209ZM5 182V181H4ZM3 182V183H4ZM11 182V183H10ZM32 182H34V181H32ZM32 182H30V183H32ZM100 182V181H99ZM188 182V183H189ZM208 182V181H207ZM206 182V183H207ZM1 183H0V185H1ZM2 183V184H3ZM15 183V182H14ZM17 183V182H16ZM24 183V182H23ZM26 183V182H25ZM24 183V184H25ZM168 183H170V182H168ZM173 183H174V181H173ZM182 183H184V182H182ZM182 183H180V184H182ZM188 183H187V185H188ZM200 183H203L202 181L200 182ZM211 183H212V181H211ZM9 184V185H8ZM23 184V185H24ZM180 184H179V186H178V184H177V186H178V190H179V187H180ZM204 184V183H203ZM5 185V186H6ZM27 185H28V183H27ZM27 185H25L26 187H27V189H29L28 188V186ZM135 185V184H134ZM142 185V184H141ZM158 185V184H157ZM169 185H171V184H169ZM184 185V184H183ZM191 185V186H192ZM6 186V188H9V187H7ZM12 186H14V184L12 185ZM61 186V185H60ZM130 186H132V185H130ZM138 186V185H137ZM175 186H176V182H175ZM175 186H174V189H175ZM184 186H186V185H184ZM189 186V185H188ZM197 186V185H196ZM201 186V185H200ZM203 186V185H202ZM209 186V185H208ZM213 186H210V188L212 189V187ZM4 187V186H3ZM15 187H16V185H15ZM18 187H20V186H18ZM29 187H31L30 185H29ZM158 187V186H157ZM156 187V188H157ZM167 187V186H166ZM169 187V186H168ZM172 187V186H171ZM187 187V186H186ZM186 187H184V189L186 190ZM242 188V190H241V188ZM5 188V187H4ZM5 188V189H6ZM128 188V187H127ZM133 188V187H132ZM206 188V187H205ZM214 188H213V190H214ZM219 188L220 190L219 191H217V189ZM10 189V188H9ZM8 189V190H9ZM16 189V188H15ZM34 189V188H33ZM63 189V191H62V193H60L59 194V192L61 191ZM187 189H188V187H187ZM206 189H208V188H206ZM222 189V190H221ZM237 189H239V190H237ZM1 190V189H0ZM12 190V189H11ZM13 190H14V188H13ZM12 190V192H14ZM163 190H165V188H162V190H161V188H160V191L162 192ZM173 190V189H172ZM176 190V189H175ZM185 190H182V194L183 193H185L184 191ZM189 190V189H188ZM205 190V189H204ZM213 190H212V192H213ZM7 191V190H6ZM125 192H126V190H124ZM123 191V192H124ZM166 191V190H165ZM165 191H163V193L165 192ZM202 191V190H201ZM200 191V192H201ZM208 191V190H207ZM239 191H241V192H239ZM211 192V193H212ZM167 193H170V191L169 192H167ZM173 193H174V190H173ZM11 194H13V193H11ZM119 194V193H118ZM118 194H116V195H118ZM158 194V195H157ZM161 194V193H160ZM172 194V193H171ZM200 194V193H199ZM201 194H202V192H201ZM203 194H204V192H203ZM10 195V194H9ZM20 195V196H19ZM125 195V194H124ZM164 195V194H163ZM173 195V194H172ZM179 195H180V193H179ZM205 195V194H204ZM203 195V196H204ZM217 195H218V197H217ZM7 196H8V194H7ZM7 196H4V198L5 197H7ZM111 196V195H110ZM162 196V195H161ZM165 196H167L166 194H165ZM171 196V195H170ZM183 196V195H182ZM181 196V197H182ZM198 196V194L196 195V197ZM12 197V196H11ZM119 197V196H118ZM176 197H178V195L176 196ZM205 197V196H204ZM110 198V197H109ZM113 198V197H112ZM179 198V201L178 202H180V196L178 197ZM193 198V197H192ZM202 199V200H205L204 198H202L201 197V195H200V197L198 198V199ZM2 199V198H1ZM6 199V198H5ZM10 198H9V196H8V198L6 199L7 201L9 200ZM160 199H161V201H160ZM165 199V198H164ZM168 199H169V197H168ZM201 199L199 200L200 202H201ZM207 199V198H206ZM219 199V200H218ZM6 200L4 201L3 200V202H2V205H3V207L4 208H6V212H7V207H9V205L7 206L6 205V203H8V204H11L12 202L11 201H13V200H11V201H9V202H6ZM110 200V199H109ZM116 200V199H115ZM194 200H195V198H194ZM207 200H209V199H207ZM206 200V201H207ZM165 201V200H164ZM165 201V202H166ZM189 202H190V200H188ZM197 201V200H196ZM196 201H191V202H196ZM205 201V202H206ZM6 202V203H5ZM11 202V203H10ZM205 202H203L202 201V203H205ZM184 203V202H183ZM188 203V202H187ZM186 203V204H187ZM207 204V203H206ZM214 204L212 205V206H214ZM179 205V204H178ZM184 205H185V203H184ZM183 205V206H184ZM202 205H204L205 206V204H202ZM209 205V203L206 205V207ZM209 206V209L211 210L212 209V211H213V207L212 206ZM6 206V207H5ZM14 206V207H13ZM113 206V205H112ZM117 206H116V208H117ZM188 206V205H187ZM204 206H203V208H204ZM212 207V208H211ZM4 208H2L3 210H4ZM110 208V207H109ZM113 208V207H112ZM112 208L111 209H109V210H112ZM115 208V209H116ZM202 208V209H203ZM9 210H10V208H8ZM107 209H108V207H107ZM176 209V208H175ZM103 210V209H102ZM109 210H107V212L109 211ZM185 210H187V209H185ZM175 211H177V210H175ZM104 212V211H103ZM195 212V211H194ZM1 213H2V211H1ZM0 213V214H1ZM4 213H5V210L3 211V215H4ZM201 213V212H200ZM203 213H204V211H203ZM216 213V212H215ZM178 214H180V213H178ZM204 214H208V212L207 213H204ZM214 214V213H213ZM3 215H1L2 217H0V219H2L4 216H5V218H3V220L5 221V219L7 218L6 217V214L3 216ZM172 215V214H171ZM174 215V214H173ZM172 215V216H173ZM184 215V214H183ZM205 215V216H206ZM209 215H210V212H209ZM208 215V216H209ZM140 216V218H139V220L140 221H138V217ZM192 216H194V214L192 215H190L189 216V219H190V217H191V220H192ZM203 216V215H202ZM204 216V217H205ZM174 217V216H173ZM210 217V216H209ZM208 217V218H209ZM235 217V218H234ZM99 218V217H98ZM174 218H176V217H174ZM173 218V219H174ZM195 218V217H194ZM197 218V217H196ZM234 218V219H233ZM100 219H104L103 217L102 218H100ZM100 219H98L99 221H100ZM177 219V218H176ZM188 219V218H187ZM187 219H185V220H187ZM236 219V220H235ZM98 220H96L97 222H98ZM178 220V219H177ZM190 220V221H191ZM204 220H206V218H204ZM189 220H187V222H188ZM189 221V222H190ZM208 221V220H207ZM180 222V221H179ZM188 222V223H189ZM43 223H45V221L43 222ZM164 223V222H163ZM168 223V222H167ZM185 223V222H184ZM202 223H203V221H202ZM205 223V222H204ZM91 224H92V230L94 229V232L93 233H89L88 235H87V232L91 229ZM170 224V223H169ZM200 224H201V222H200ZM6 225V224H5ZM163 225V224H162ZM167 225V224H166ZM189 225V224H188ZM205 225V224H204ZM3 226V225H2ZM26 226V225H25ZM202 226V225H201ZM146 227V226H145ZM145 227H143V228H145ZM192 227V226H191ZM23 228V227H22ZM190 228V227H189ZM200 228V227H199ZM23 229H25V228H23ZM23 229H22V231H23ZM147 229V228H146ZM200 229V230H201ZM92 230L90 231V232H92ZM148 230V229H147ZM154 230V229H153ZM199 230V231H200ZM145 231V230H144ZM192 231V230H191ZM194 231V230H193ZM199 231H196V232H199ZM211 233H210V232ZM213 231V232H212ZM0 232H1V225H0ZM158 232V231H157ZM21 233V232H20ZM24 233V232H23ZM127 234L126 235V237L128 236V241H130V243H129V245L127 244L128 243V241L126 242V243H122L121 241L124 239V236L122 237L121 236V234ZM152 233H153V231H152ZM208 233H209V235H208ZM19 234V233H18ZM17 234V235H18ZM211 234V235H210ZM190 235H192V234H190ZM24 236V235H23ZM193 237H195L196 236V233L194 234V235H192ZM36 237V236H35ZM121 237H122V239H121ZM188 237V236H187ZM119 238L121 239V240H119ZM199 238V237H198ZM12 239V238H11ZM126 239V238H125ZM125 239L123 240L124 242H125ZM163 240V237H162V235H159L158 236V241H162ZM148 242H149V240H148ZM152 242V241H151ZM150 242V243H151ZM67 243V246H68V248H67V250L65 251V252H63V253H61V252H59L58 250H56V247H58V246H60V245H63V244H66ZM119 243H122L123 244V247L124 246H126L125 248H124V250L123 251H121V248H123L122 247V245L120 246V244ZM166 243V242H165ZM126 244V245H125ZM192 244V243H191ZM183 245V244H182ZM159 246V245H158ZM163 246H164V244H163ZM12 247H13V244H12ZM16 247H17V244H16V246H15V248L14 249H16ZM121 247V248H120ZM154 247V246H153ZM157 247V246H156ZM165 247H168V245L167 246H165ZM11 248V247H10ZM9 248V249H10ZM165 249V248H164ZM169 249V248H168ZM11 250V249H10ZM32 250V249H31ZM148 250V249H147ZM30 251V250H29ZM152 251V250H151ZM166 252V251H165ZM144 253V252H143ZM6 254H8V253H6ZM33 254V253H32ZM123 254V256H121ZM5 255V254H4ZM162 255V254H161ZM98 256V258H96ZM137 256V255H136ZM6 257V256H5ZM160 257V259H158V260H156V262H155V264H162L163 263V259H162V257L163 256H159ZM93 258L95 259V260H93ZM173 258V257H172ZM187 258V259H188ZM193 258V257H192ZM3 259V258H2ZM73 259V260H72ZM186 259V258H185ZM125 260V259H124ZM183 260V259H182ZM246 260V261H245ZM32 261H33V259H32ZM121 261V260H120ZM189 261V260H188ZM187 261V262H188ZM245 261V262H244ZM3 262V261H2ZM146 262V261H145ZM118 263H120V262H118ZM122 263V262H121ZM120 263V264H121ZM147 263V262H146ZM189 263V262H188ZM2 264V263H1ZM148 264V263H147ZM187 264V263H186Z\"/></svg>", "mask_w": 264, "mask_h": 264}, {"label": "rangeland", "instance_id": "rangeland-1", "mask_svg": "<svg viewBox=\"0 0 264 264\" xmlns=\"http://www.w3.org/2000/svg\"><path fill=\"white\" fill-rule=\"evenodd\" d=\"M76 1V0H75ZM81 1L82 0H80L79 2L77 1L76 3H74L73 4V8H72V6H71V8L72 9H70L69 11H67V12H69V14L66 12L65 14H63V15H65V16H63L65 19H67V17H68V19L66 20L67 22H69V27H68V31L69 32H67V35L68 36H73V34L74 35H79V37L77 38V40L78 39H82L83 38V41H85V42H80L79 40L78 41H75V43H73V44H71V46L72 45H76L74 48H75V50H77V53H73L75 50L73 49V47H71L72 48V51H71V49H69L68 51L69 52H72L73 53V55H72V53H70V55H69V53H68V60H66V62L62 65V66H60V67H56L57 68V70L56 69H54V74L52 75L53 76V78H52V76H47L46 78L44 77V78H41L39 81H38V85L36 86L35 85V87L36 88H34L35 90H34V93H33V96H34V98L32 97V99L30 100V101H28V103H23V105H24V108L22 107L23 105H21L20 106V108L18 109V113H15L14 115H12L11 117H9L8 118V121L6 122V123H3L4 125L2 126V127H4V128H0V141H1V143L3 142V141H5V142H10V143H13V141L15 140V138L18 136V135H16V137L14 138L13 136H15V134L17 133H19V127H21V124L20 123H23L22 125H23V127H24V125L26 124V126H30V123L31 122H35V120H37L38 122H45L44 124H47V122L50 124V125H48L49 127H47V129L46 130H48V131H45L46 133H45V136L43 137V139L40 141V143L38 144V143H35V144H31V145H29L28 146V148L30 149V150H32V151H28L29 149H26L25 150V148H27V145L26 144H24V143H22L21 145L23 146V144H24V148L23 147H20L19 148V143H21V142H19L18 143V148L20 149L19 151L21 152V151H24V153L22 152L21 154L23 155V157H22V159H18L20 162H17L16 160H14V168L16 169V170H14V173L12 172L11 174L10 173H8V175H6V176H4V177H7V178H4L2 181L4 182H0L1 183V185H0V213H1V211H2V213L0 214V217H2L1 215H3V211L5 210V213H4V215L6 214V219H5V221L3 220V218H5V216L2 218V219H0V225H1V232H0V235H1V237L2 236H5L7 233H8V228H10L11 227V225H12V221H11V219L9 218V211H11L12 210V204L14 205L16 202V199H14V197L15 198H17V196H14L15 194H18L17 193V191L19 190V193H20V195L22 194L23 195V193H26L28 190H35L36 188L35 187H37L38 185H39V183H41V181L40 182H38L37 181V178H36V176L35 175H32V174H30V175H32L31 177H32V179L29 181V179L27 178L26 180H28V181H26L25 180V178L26 177H28V173L26 172V168H27V166L26 165H28L31 161V163H35V165H37V166H35V168L36 169H38L37 170V172L39 171V172H41V171H45V172H47L49 169H50V167H51V163L50 162H47L48 160L46 159V158H39V157H37V158H39V160L40 161H42V162H40L37 158H36V156L39 154L38 152H40V151H43V152H48V153H51L52 154V158L54 159V161L55 162H59V163H62L63 161L65 162L66 161V166H65V169H64V171H63V173H61V174H51V176H50V179L47 181L48 183L47 184H49V186L47 185V188L45 189V191L42 193V194H40V195H38V199H37V202L36 203H40L41 202V200H44L45 198H47L48 196H53L54 194H55V191L59 188V187H62V185L64 184V187L66 186L65 185V183L66 184H68L67 185V187L69 188L70 187V189H73L74 187H75V180H76V177L75 176H77L78 177V175H80V167L82 166V163H83V160L81 159V156L83 155V156H88V157H90V159H91V161H92V163H94V169H95V171H93V173H92V177H91V180H90V184H89V189H88V194H89V196L90 197H95L96 195H98L99 193H101L104 189H105V186H106V181H107V179L110 177V174H112L115 170H117L119 167L118 166H121L122 165V163L124 162V160H125V153L128 151V149H129V147H131V146H133L134 147V149L137 151H134V149H133V151H134V153L132 152V156H134V155H136V156H134V159H136L137 157H140L141 155L143 156V155H145V154H147L148 152H150L151 151V148H152V145H151V143H152V141L154 140V139H156V138H158V137H163V136H165V134H166V136H167V138H169V140H171L172 139V137H171V139H170V136H169V133H168V131H170V128L172 129V128H174V127H172V126H174L175 125V123H174V116H175V113H177L178 112V110H179V112L181 111L182 112V114H185V110H186V108H187V104H188V101H189V99H192V98H196V97H198V96H200L199 94H202V96H200V98H203L204 96H203V94H204V88H205V82H206V80H209V78L210 77H214V80H213V77L211 78L212 80H210L208 83L209 84H211V86H212V89H213V91H211V93H210V95L208 96V101H207V103H206V105H204V112L202 113V114H204L203 115V117L202 116H200V122L198 123V124H195L194 126H193V128H189L190 127V125L188 126H186L183 130H182V132L181 133H183V132H186L187 131V133H185L184 135H183V137H184V139L183 140H178V142H177V140H175L174 142L175 143H172V146H170L168 149H166L165 151L166 152H163L161 155L162 156H160L158 159H157V161L155 162V165H153V166H151V167H149V169L148 170H146L143 174H141V175H138V176H136L135 174H132L129 178H130V183L124 188V189H122V190H120V192H116V193H114V192H112V193H110L109 195H108V202H109V204L107 203L105 206H103V208L101 207V209L99 208L98 210H96L95 212H94V214H93V218H94V221H93V223L92 224H94V223H96L97 224V226L99 227L100 225V223H102L104 220H109L110 218H108L107 219V217L109 216V215H111L112 213H114L115 212V210H116V212H118L117 210L119 209V207H120V205H122L121 203H123V201L121 202V198L123 199L124 198V200H125V197H126V193H128L127 191H129V189H131V191L130 192H133V190H134V188H135V190H139V189H141V187L144 185V184H146V182H150V180L149 179H155V178H158V177H160V176H162V175H164V176H162V177H160L159 178V180L157 181L156 179L154 180L155 181V183H156V185H154V182H152L151 181V183H153V185H154V187H155V189H156V192H157V189H158V199L161 197V199H162V201L164 202V203H167V202H169L170 201V199H171V197H174V194H175V197L174 198H176L175 200H176V204L173 206V212L172 213H170V212H167L165 215H163V217L161 218V219H159V221H157V224L155 225V226H153V227H151L150 229H149V227H148V224H147V222H146V224H145V226L144 225H142L143 227H145V228H143L142 227V233H145V232H151L150 233V238L149 239H147V241L145 242V244H144V246L145 247H143L142 248V252H137L136 254L134 253L131 257L132 258H134V257H143L142 259H145V261L148 263V264H155V262H156V260H158V259H160V257L159 256H163L162 257V259H163V263L162 264H196L197 262H198V260H199V255H200V253H198L197 254V256L195 255V256H192V257H190V259L188 258L189 256L187 255V253H186V251L188 250V249H191L192 247H193V245H194V243L198 240V239H200V238H202L203 236V238H205V236H207L205 233H207V229H209L210 231H211V229L214 231V233L211 235V236H207L206 238H205V242H208L209 240H211L214 236H215V234H216V229H213V227H210V226H208L209 224V220H210V218H212V216L214 215V217H216L219 213V208H217L218 207V205L217 206H215L216 204H214V203H216L217 202V198L215 199V194L217 193L216 192V190H215V186H213L214 185V181H215V177H212L211 179H210V177H211V175H215L216 173L215 172H217V171H219V170H216L217 168H219V164H221L220 165V167L221 168H224L225 167V164L224 163H226L227 164V162L231 159L230 157H232V154H233V150H235L236 149V146H237V144H239V141L241 140V137H242V135L239 137V135H240V133H239V129H238V127L240 128V132L242 133V130H241V127L239 126V124H241V126H242V120H241V122L239 123V120L240 119H243V117L241 118V116H244V110H241V108H239V106L241 107H243L244 106V104H248L249 103V100L248 99H250V97L248 96L249 95V91L251 92V91H253L254 89L253 88H256L258 85L257 84H259V82L258 83H255V82H257V81H259L258 79H259V75L258 74H260L259 72H261V71H259L260 70V68L261 67H264V65H262V64H264V59H263V61H261L262 62V64H260V59L257 61L258 63H256V62H254L253 64L255 65L254 67H252V63H251V65H250V61H248L247 62V58L245 57L246 56V54H244V52L245 51H248V49L249 48H252L253 46H255V44H256V41H257V39L259 38L262 42H264V25L263 26H260V25H262V24H264V0H244V2L243 1H241L238 5L237 4H235L236 3V0H221L223 3H224V1H226V5H227V7H228V11L226 12L225 11V16H230V14H232L233 13V10H234V8H237V12H238V14L239 15H237V19H236V21H238L237 23H236V21L234 22V27L232 28H229V29H222V31H220L218 34L216 33L214 36H212L213 38L214 37H216V36H219V35H221V34H225V36L227 37V42L228 43H226V46H225V54L223 53V56H221L220 57V60H219V62L220 63H218V65H217V68H218V66H220L218 69L217 68H213V66L212 65H208V64H206V65H208L207 67H206V65L204 66V67H206V68H204L205 69V73H202V77L200 76V79H196V74H198L200 71L198 70V69H200V66L199 67H197V69H192L191 68V70H190V67H189V65L185 62V67H183L182 68V71L184 72V70H185V72L184 73H182L181 72V70H180V73H179V76L175 79V80H173V81H168L167 79H165L164 77H165V75H166V77H168L167 75L168 74H166V69H167V67H168V65H166V62L162 59L161 60V58H160V61H159V56H158V54L159 53H156V51H155V47H160V48H162L163 46H164V43H163V40H164V38L165 37H167V36H172L171 34H173V32L175 31L174 29H175V26L177 25V23H178V19L179 18H181V17H179V14H178V10H179V8H180V6H181V8L182 7H185L186 8V6L188 7V8H186L185 10H187V9H189V10H187V12H189L190 10H191V12H193L194 10H193V8L195 9L196 7L194 6V5H198L197 7H199V8H196V10L197 9H201L202 8V1L203 0H199V2H198V0H195L194 2H193V0H192V2H189V1H185V0H181V2H183V3H181L182 5H180V6H178V5H176V4H173L172 3V0H167L166 2H164L163 0H162V2L160 1L159 3H158V0H153V2L151 1V0H147L149 3H151L150 4V6H149V10L147 9V6H145V8H146V10H148V11H150V14H149V12L147 11H145V15H144V19H143V21L146 23V22H149L148 24H145V23H143V21H142V23L141 24H139V29H142V27H144L145 29H147V28H149V30L150 31H148L147 30V35H146V37H145V39L147 40V43H145L146 45H145V47H143L142 45H143V42H146L145 40L143 41V42H141L142 44L140 45L142 48H143V50H142V48L141 47H139V45H138V51L139 52H141V54H143V55H141L140 53V58H141V62H142V60H143V63L144 64H140V66H139V64H138V66H139V69L140 68H142L143 67V71H141V69H140V72H142V73H138V74H141V75H138V77H137V79H135V81L136 80H138V81H136V82H134L133 84L135 85V83H136V85L135 86H137V87H135V86H133L134 87V92L132 91V89H133V87H130V90L132 91V93L133 94H135V95H137V97H138V99L136 98V97H133V96H135V95H129L128 94V92H131V91H129V89L127 88V90L125 91V93L122 95V97L120 98L121 100H122V102H121V100H119V104H118V106H117V108L118 109H115L114 110V112H113V115H114V119H115V122L116 123H118L119 121V117L121 118L120 119V125L119 126H122L123 125V123H125V125L127 126V124H128V126H131L132 124H130V123H133L134 121H136V122H134V125H132L131 127V129L133 130V128H137L136 130L137 131H135V129L133 130L134 132H135V135H134V133L132 132V130L131 129H128L129 127H127L126 128V126L124 127V125H123V127L125 128V130L123 129V127H119L120 129L119 130H117V131H120V130H124V132H126L127 133V137H126V133H124V134H122L123 135V137H122V135H117L118 134V132L115 134V133H113V130H114V128H113V125H111V126H109V124L107 125V124H104L103 126H101L100 128H99V130L100 129H102L101 131H99V137H104L105 136V134L106 135H108V136H105L107 139H105L106 140V142L104 143V141H102V139H101V141L103 142V144H105V145H102V146H99L100 147V149L98 148L97 149V152L98 153H96L95 154V152L94 153H92V152H88V150H87V148L85 149V147L87 146V144H88V142H89V139H90V137H91V132L90 131H87V129H86V127H89L90 126V122H91V116H92V114L90 113V112H92L93 111V108H94V105H92V106H90L91 104H89L90 103V99L89 98H91L90 96H92V95H90L91 93H90V91H92V93H94L95 91H96V86L94 87V83L93 82H91V80L93 79V76L95 75V73H94V71L96 72L97 70H96V68H95V66H96V64H95V62L97 63V59H96V55H98V54H101L102 52L101 51H104V49H106L107 47H108V44H106L105 43V40H106V42L108 41L109 42V39L107 40V38L109 37H105V33L107 32L106 30H108V26H110L111 27V24H114L113 26H115V23L117 22V20H120V19H125V17H126V19L125 20H127L125 23V26H127V22H129V20H130V26H131V23H132V27L134 26V27H136L138 24H137V22L136 21H133L132 19H134V17H133V15H130L129 13H130V9H131V4H133V2L135 1V0H133V2H131V4H126V3H123L122 1H124V2H127V0H117V1H115V0H110V2L108 1V0H104L105 2H106V4H105V2L104 3H101L102 5H104L105 7H106V9H111V8H114L113 10H111L114 14H112V12H110L109 13V11L107 10V14L108 15H110V16H108L107 14H105L106 13V11L104 12V10H102L103 12H104V14H103V12H101V13H99V14H97L96 15V13H97V11H99L100 12V9H104V7H102V5L100 4V2L102 1V0H99V2H97V0H90V1H92L91 2V6H90V3H89V6L88 5H86L85 3H88V2H90V1H88V0H83L84 2H82L81 3ZM86 1H88V2H86ZM94 1H96L95 3H94ZM113 1V2H112ZM173 1H175V0H173ZM220 1V0H219ZM233 1V2H232ZM249 3H248V2ZM250 1H251V3H250ZM51 2V1H50ZM50 2L48 1V4L50 5ZM53 2V3H52ZM52 4H54V6H56V8H57V4L58 3H55V1L54 0H52ZM114 2L115 3H117V7H113L112 5H111V3H113L114 4ZM119 2V3H118ZM120 2H122V3H120ZM130 2V1H129ZM129 2H127V3H129ZM157 2V6L155 5V3ZM169 2H171V3H169ZM189 2V4L190 5H192V6H188L189 4H187ZM243 2V3H242ZM99 3V4H98ZM161 3V4H160ZM165 3L167 4V6H164L165 5ZM186 3V4H185ZM201 3V4H200ZM232 3V4H231ZM50 5L51 7H50V9H51V11L52 12H54L55 11V8H52V7H54L53 5ZM93 4H94V6H93ZM126 4V6H128V7H126V9H125V11L123 10L125 7H124V5ZM148 4V3H147ZM162 6V8L161 7H158V6H160V5ZM172 4V5H171ZM184 4V5H183ZM200 4V5H199ZM242 4V5H241ZM249 4H250V6H249ZM74 5H75V7L77 6L78 7V9L79 8H81L80 10V12L78 11V9H75L74 8ZM86 5V6H85ZM101 6V8H100V6ZM120 5V6H119ZM123 5V6H122ZM149 5V4H148ZM169 5V6H168ZM170 5H171V7H170ZM174 5V6H173ZM235 5L237 6V7H235ZM247 5V6H246ZM254 5V6H253ZM84 6V7H83ZM98 7L99 6V9L98 10H96L95 11V9H96V7ZM108 6V7H107ZM122 6V10H123V12H122V10L120 9V7ZM153 6V7H152ZM166 8H168V9H170L169 10V12L167 13V8L166 9H164V7ZM173 6V7H172ZM254 8H253V7ZM83 7V8H82ZM87 7H88V10H90V12H89V17L87 16ZM111 7V8H110ZM124 7V8H123ZM170 7V8H169ZM178 7V8H177ZM212 7H214V8H211V9H213L212 11H211V9L209 10V8H208V10L210 11H208L209 13H210V15H211V18H210V20H212L213 19V17L215 18V16L217 15V11H218V6H212ZM242 7H243V9H242ZM85 8V10L87 11H85V10H83ZM117 8V9H116ZM127 8H128V10H127ZM153 8L155 9V11L153 10ZM158 8H161V9H164L163 10V12L164 11H166V12H162L161 11V9H158ZM178 10H177V9ZM217 8V11H215V9ZM230 8V9H229ZM244 8H245V10H244ZM247 8V9H246ZM91 9H92V12H91ZM119 9V10H118ZM150 9H152V12H151V10ZM203 9V8H202ZM201 9V10H202ZM231 9H233V10H231ZM54 10V11H53ZM116 10V11H115ZM158 10H160V13L159 12H157ZM172 10H174V12H175V14L174 15H172L173 14V12H172ZM193 10V11H192ZM199 10H197V15H195L196 13H192L193 14V16H196L198 19H199V17H198V14H202L203 13V11L202 12H200V13H198L199 12ZM257 10V11H256ZM74 11L76 12V14H74ZM117 11H120V12H117ZM127 11V12H126ZM129 11V12H128ZM213 11H214V13H213ZM71 12H73V13H71ZM83 16V19H82V16H80V14ZM122 12V13H121ZM155 12V14H153ZM172 12V13H171ZM195 12V11H194ZM212 12V13H211ZM215 12H216V14H215ZM256 12L258 13V15L256 14ZM91 13H93V14H95L94 16L91 14ZM117 13V14H116ZM123 13L124 14H126V15H124V17H123ZM157 13H159V14H157ZM167 13V14H166ZM230 13V14H229ZM245 13V14H244ZM73 14V15H72ZM78 14V15H77ZM101 14V15H100ZM120 14V16L119 17H121V18H116L118 15ZM129 14V15H128ZM132 14V13H131ZM156 14H157V16H156ZM165 14V15H164ZM229 14V15H228ZM243 14V15H242ZM68 15V16H67ZM71 15V16H70ZM75 15H77V16H75ZM84 15H85V17L87 16L89 19H90V21L88 20V18L86 19L85 17H84ZM116 15V16H115ZM150 15V17H148ZM157 17H155V16ZM163 15V16H162ZM205 15V16H204ZM204 15H201L200 16V18H201V20L199 19V21H201V23H203L202 21H203V16L205 17L204 18V21L206 20V15L207 14H204ZM257 15V16H256ZM78 16H80V17H78ZM90 16H91V18H90ZM98 16H100L99 18H101V21H100V19L98 18ZM104 16H106V17H104ZM111 16H113V19H111L110 17ZM129 16V17H128ZM132 16V18L130 19V17ZM159 16H161V18H159V20H158V17ZM172 16H176L175 17V19H174V17H172ZM224 16V17H225ZM248 18H247V17ZM255 16H256V18H255ZM62 16H60V18H63ZM96 17V18H95ZM158 20H156L155 21V18ZM163 17V18H162ZM165 17L167 18V19H165ZM252 17V18H251ZM262 17V18H261ZM70 18H71V22H72V24H73V21H74V18H75V25H72L71 24V22H70ZM79 18H81V19H79ZM95 18V19H94ZM103 18V19H102ZM111 20H110V19ZM116 18V20H114ZM154 18V19H153ZM169 18H173V20H171V19H169ZM251 18V19H250ZM253 18H255V20H254V22L252 23V21H253ZM76 19H77V21H76ZM92 19L95 21V24H96V29H95V24H94V21H92ZM96 19H97V22H96ZM129 19V20H128ZM148 19H150L149 21H148ZM160 19H161V21H160ZM240 19V20H239ZM73 20V21H72ZM78 20H80V21H78ZM87 20V21H86ZM98 20H99V22H98ZM109 20H110V23H109ZM163 20L165 21V22H163ZM170 20V21H169ZM217 20H218V18H216V20H214V21H216L217 22ZM249 20H251V21H249ZM42 21V22H41ZM82 21V22H81ZM88 23V25L91 27L90 29H88L89 27H88V25L86 26V28H87V30L89 31H87L88 33H85V35H84V33H83V30H84V27H82V29H80L81 28V26L83 25V23ZM116 21V22H115ZM131 21H133V22H131ZM172 21H173V24H172ZM175 21V22H174ZM244 21H247V22H244ZM37 22H39V23H37V25H47V28L48 29H50V31L52 30V29H54L53 31H56L57 32V28L55 27V24H54V22L53 23H51V24H54V27H53V25H52V28H49V27H51V24L49 25V23H47L46 21H43V20H40V21H37ZM78 24H77V23ZM80 22V23H79ZM113 22V23H112ZM135 22H136V24H135ZM157 22H161L162 23V25L160 24L159 25V23H157ZM216 22L214 23V24H216ZM251 22V23H250ZM256 22V23H255ZM82 23V24H81ZM109 23V24H108ZM133 23H134V25H133ZM79 24H80V27H79ZM98 24V25H97ZM102 24V25H101ZM106 24V25H105ZM144 24H145V26H144ZM157 24V25H156ZM49 25V26H48ZM100 25V26H99ZM136 25V26H135ZM141 25H143V26H141ZM146 25H148L147 26V28H146ZM152 27V28H150V26ZM168 25H170V26H168ZM173 26V28H172V26ZM194 25L195 24H191V27L190 26H188L187 27V29H188V32L190 33V35H189V37H191V36H193V34L196 32V30L198 29L197 27H194ZM258 25V26H257ZM78 26V27H77ZM168 26V27H167ZM196 26V25H195ZM75 27H77L78 28V30L77 29H74ZM132 27H131V29H129L130 27L129 26H127V27H123V29H122V32H121V34L123 33V35L122 36H124L125 34H127L128 32H127V28H128V30H132ZM133 27V28H134ZM167 27V28H166ZM178 27V26H177ZM71 29V32H70V29ZM86 28H85V30H86ZM93 28V29H92ZM112 29H113V27H111ZM161 28V29H160ZM194 30H193V29ZM250 30H249V29ZM56 29V30H55ZM73 29V30H72ZM98 29V30H97ZM152 29V30H151ZM154 29V30H153ZM174 31H173V30ZM248 29V30H247ZM255 29V30H254ZM80 30H82V31H80ZM100 30H102V31H100ZM123 30H125V31H123ZM225 30H227V31H225ZM240 30V31H239ZM49 31V32H50ZM72 31H75L76 33H73ZM83 33V35L85 36V38H84V36L80 33ZM93 31V32H92ZM106 31V32H105ZM110 31H111V29L110 30H108V32L110 33ZM154 31V32H153ZM162 32V33H164L163 35H162V33H159V32ZM165 31L167 32H169V34L168 33H165ZM171 31V32H170ZM173 31V32H172ZM191 31H192V33L193 34H191ZM250 31H253L252 33L250 32ZM77 32H79V33H77ZM100 32V33H99ZM108 32H107V34L106 35H108ZM247 32V33H246ZM259 32H261V33H259ZM68 33H70L71 35H69ZM94 33H95V35H94ZM130 33H131V31L129 32V34H127L126 36H125V38H123L122 36H121V38H123V40H121L122 42L123 41H125L127 38H130ZM188 33V34H189ZM230 33V34H229ZM238 33V34H237ZM243 33V34H242ZM256 33V34H255ZM258 33V34H257ZM103 34H104V37H103ZM165 34H167L166 36H165ZM236 34V35H235ZM77 35V36H78ZM81 35L83 36V37H81ZM86 35H88V36H86ZM99 35V36H98ZM129 35V36H128ZM238 35H240V36H238ZM247 35V36H246ZM71 36V37H72ZM97 36V37H96ZM165 36V37H164ZM230 36V37H229ZM237 36V37H236ZM91 37H93V38H91ZM104 39H103V38ZM232 37H233V39H232ZM240 37V38H239ZM242 37V38H241ZM262 37V38H261ZM90 38V39H89ZM104 40V42L103 43H105L104 45H103V43H101L103 40ZM150 38H151V40H150ZM152 38H154V40L152 39ZM171 38V37H170ZM176 37H174L173 38V46H172V50L171 51H173V53H171V55L170 56H172V54H173V56L172 57H174V56H176L175 54H174V50H177L179 47H180V44H182L183 42L181 41V43H180V40L182 39L180 36H178L176 39H175ZM179 38V39H178ZM245 38V39H244ZM125 39V40H124ZM175 39V40H174ZM208 39H211L212 40V38L210 37H208ZM240 39V40H239ZM249 39V40H248ZM258 39V40H259ZM87 40H89V41H87ZM95 42H94V41ZM130 39H127L125 42H128ZM159 40H162V41H159ZM183 41H184V39H182ZM4 41V40H3ZM98 41V42H97ZM177 41V42H176ZM179 41V42H178ZM186 41H188V39L186 38V40L184 41V42H186ZM232 41V42H231ZM78 42H79V44L80 45H77L78 44ZM161 42V43H160ZM243 42V43H242ZM249 42V43H248ZM251 42V43H250ZM5 43V41L4 42H2V44H1V41H0V45L2 46L3 44ZM84 43V44H83ZM93 43V44H92ZM100 43V44H99ZM178 43V44H177ZM187 43V42H186ZM207 43H209V42H207ZM92 44V45H91ZM156 45L157 44V46H152V45ZM160 44V45H159ZM176 44V45H175ZM185 43H183L181 46H183ZM236 46H235V45ZM249 44V45H248ZM253 44V45H252ZM264 44V43H263ZM82 45V46H81ZM107 46L106 48L104 47V46ZM179 45V46H178ZM209 45V46H208ZM206 44V49H205V47H203V50H205L204 52H203V54L204 55H207V56H209V55H211V53H212V50H213V46L212 45H210V44ZM246 45V46H245ZM1 46H0V48H1ZM99 46V47H98ZM148 46V47H147ZM178 46V47H177ZM211 46V47H210ZM228 46V47H227ZM69 47V48H70ZM77 47H80V49H78ZM151 47V48H150ZM158 47V48H159ZM177 47V49H175V48ZM231 47H233V48H231ZM77 48V49H76ZM82 48V49H81ZM87 48V49H86ZM96 48H98L97 50H96ZM103 50H102V49ZM140 48H141V50L142 51H140ZM145 48V49H144ZM151 50H150V49ZM152 48H154V49H152ZM158 48H156V49H158ZM174 48V49H173ZM149 50L150 52H148L147 50ZM210 49H212V50H210ZM245 49V50H244ZM247 49V50H246ZM74 50V51H73ZM78 50H81V52L80 51H78ZM95 50H96V52H95ZM101 50V51H100ZM145 50V51H144ZM242 50H244V52L242 51ZM144 51V52H143ZM148 52V53H146V54H144L145 52ZM76 52V51H75ZM86 52V53H85ZM96 53L95 55L93 54V53ZM101 52V53H100ZM152 52H155V54L156 55H154L153 56V54L154 53H152ZM158 52V51H157ZM80 53V54H79ZM98 53V54H97ZM233 53V54H232ZM245 53H247V52H245ZM152 54V55H151ZM237 54V55H236ZM241 54V56H244L243 58H244V61H241L242 59V57H239V55ZM243 54V55H242ZM76 55H78V56H76V59H77V57H79L78 58V63H79V65L77 64V60L75 61V56ZM91 55H92V57H93V55H94V59L96 60H94L92 57H91ZM146 55V56H145ZM234 55V56H233ZM70 56V57H69ZM74 56V57H73ZM151 56V57H150ZM99 57V56H98ZM145 57H148V58H146L145 60L143 59V58ZM157 58V60H155V59H153V58ZM228 57V58H227ZM232 57V58H231ZM71 58V59H70ZM150 58H151V60H154V61H159V62H155V63H158V64H160L161 63V65L159 66V68H161V67H163V68H161V69H159L160 70V72L159 71H157L158 73H156L155 75L157 76L156 78H158L159 76H161V78H160V80L161 79H163V81H165V83L162 81V84H161V87L159 88V90H156L155 91V89L153 90L152 89V87L150 88V90L149 89H145V87H144V89L145 90H148V91H145L142 87H143V85H144V78L142 79V77L140 78L142 81H140V79H139V77L140 76H142L143 75V77H145V72H146V70L149 68V67H151L150 65L151 64H153L154 63V61H151L150 62ZM235 58H236V60H235ZM241 60H240V59ZM85 59V60H84ZM149 59V60H148ZM234 59V60H233ZM241 61V62H243V64L241 63V62H239L238 63V61L239 60ZM18 61H15L16 63H20L21 65H22V63L24 62V63H26V61L24 60V59H17ZM24 60V61H23ZM70 60L72 61V60H74L75 62H76V65L74 64L75 62H73L72 61V63L70 62ZM89 60V61H88ZM94 60V61H93ZM246 60V61H245ZM261 60H262V58H261ZM23 61V62H22ZM67 61H68V63H67ZM146 61V62H145ZM147 61H148V63H147ZM70 62V63H69ZM94 62V63H93ZM140 62V63H141ZM235 62V63H234ZM247 62V63H246ZM18 63V64H19ZM86 63V64H85ZM150 63V65H148L147 66V64H149ZM247 64L246 65V71H245V75L244 76H242V77H240L239 79L241 80V81H239V79L237 80L238 82H240V83H237L236 85H238V87H239V91L237 90L238 89V87L235 85V87H237L236 88V90L238 91V92H236V90L233 92V96L232 97H230V98H228L229 96H228V94H227V92H226V90L225 89H227L226 87H224V86H227V84H229L230 83V79L238 72L237 70H239V68H238V65L240 66V65H244L245 66V64ZM18 64H17V66H18ZM19 64V65H20ZM72 64H74V65H72ZM84 64V65H83ZM223 64V65H222ZM248 64H249V66H248ZM259 65L258 67H260V65H262L260 68H257V65ZM25 65V64H24ZM79 67H78V66ZM82 65V66H81ZM88 65V66H87ZM154 65V64H153ZM164 65H166L165 67L166 68H164ZM228 65V66H227ZM64 66H66V67H64ZM77 66V67H76ZM156 66L158 67V65L156 64ZM187 66V67H186ZM223 66V67H222ZM234 66V67H233ZM247 66L249 67V68H247ZM69 68V70H68V68ZM92 67H94V68H92ZM145 67H147V68H145ZM152 67H154V66H152ZM209 67V68H208ZM243 67V66H242ZM241 67V68H242ZM66 68H67V72H66ZM77 68H80V70H77ZM88 68V69H87ZM186 68V69H185ZM213 68V69H212ZM226 68V69H225ZM237 70H236V69ZM240 68V69H241ZM61 69V70H60ZM65 69V70H64ZM74 69V70H73ZM144 69H146V70H144ZM211 69H212V71H211ZM233 69V70H232ZM244 69H245V67H244ZM253 69V70H252ZM264 69V68H263ZM55 70H56V73H55ZM87 70H89V71H87ZM209 70H210V73H208L209 72ZM254 71V72H252V71ZM69 71H71V73L69 72ZM77 71V72H76ZM199 71V72H198ZM207 71V72H206ZM213 71H216V73L214 72V73H212ZM223 71V72H222ZM251 71V72H250ZM257 71V72H256ZM259 71V72H258ZM68 72H69V75L71 74H73V76H74V74L76 73V75H75V77H68L69 78V80L68 79H66V77H65V82H64V78H61V76H63V75H65V74H68ZM82 72H84V74H82ZM168 72H171V71H168ZM167 72V73H168ZM198 72V73H197ZM203 72V71H202ZM250 74H249V73ZM58 73V74H57ZM63 73V74H62ZM94 73V74H93ZM162 73H165V74H163L162 75ZM224 73V74H223ZM255 73V74H254ZM82 74V75H81ZM158 74V75H157ZM161 74V75H160ZM184 76H183V75ZM190 74V75H189ZM204 74V75H203ZM212 74V75H211ZM79 75V76H78ZM81 75V76H80ZM85 75H86V77H85ZM154 75V76H155ZM206 75V76H205ZM209 75V76H208ZM211 75V76H210ZM248 75V76H247ZM65 76H67V75H65ZM89 76L92 78L91 80H90V78H89ZM180 76H181V78H180ZM190 76H191V79H190ZM195 76V78L194 79H192L193 77ZM222 76V77H221ZM227 76H228V78H227ZM251 78H250V77ZM253 76V77H252ZM257 76V77H256ZM48 77H49V79H48ZM58 77H60V78H58ZM64 77V76H63ZM76 77H78L77 79H79L81 82H79L78 80L76 81V79H74V78H76ZM216 77V78H215ZM247 77L249 78V79H247ZM50 78H51V80H50ZM55 78V79H54ZM70 78L73 80H75V81H70ZM82 78V79H81ZM179 78V79H178ZM8 78H6V80H7ZM57 79V80H56ZM196 79V80H195ZM246 79L248 80V81H246ZM254 79V80H253ZM50 80V81H49ZM59 80H63V82L62 81H60L59 82ZM84 80V81H83ZM192 80H194L193 82H197L198 80L200 81L199 83L197 82H195V83H193L192 82ZM230 80V81H229ZM253 80V81H252ZM5 81V77H1L0 76V87L3 89L5 86H1V85H5L6 83L4 82ZM42 81V82H41ZM46 81H48V82H46ZM66 81H68V82H66ZM174 81H175V83H177V86H175L176 84L174 83ZM225 81V82H224ZM243 81V82H242ZM55 82V83H54ZM62 82V83H61ZM70 82V83H69ZM73 82H75V83H73ZM77 82V83H76ZM78 82H79V84L81 83V85H78ZM85 82V83H84ZM91 82V83H90ZM139 82V83H138ZM140 82H142V84L140 83ZM168 82H169V84H168ZM173 82V83H172ZM229 82V83H228ZM45 83V84H44ZM53 83V84H52ZM59 83H61V85L59 84ZM67 83V84H66ZM71 83H73L72 85H71ZM167 83V84H166ZM203 83L205 84V85H203ZM207 83V84H208ZM224 83V84H223ZM243 83V84H242ZM49 84V85H48ZM55 84V85H54ZM69 84V85H68ZM75 84V85H74ZM91 84H92V86H91ZM138 84H140V86H141V88L138 86ZM173 84H175L174 86H175V88H174V86H173ZM183 86H182V85ZM200 84V85H199ZM213 84H214V86H213ZM241 86H240V85ZM254 84H255V86H254ZM48 85V86H47ZM58 85L59 86H61V87H59L60 88V90H63L64 91V89H65V91L66 90H68L67 91V93H69V89H70V93H72L71 95H68L65 91V93L67 94V95H65L64 93H63V91L62 92H59V88H58ZM71 85V86H70ZM73 85H74V87H73ZM76 85L78 86V89H77V87H76ZM119 85V84H118ZM127 85V84H126ZM166 85V86H165ZM180 85V86H179ZM201 85H203V86H201ZM216 85V86H215ZM231 85V84H230ZM230 85H228L229 87H228V89H230ZM248 85V86H247ZM43 86H45L46 88L44 89V87ZM53 86V87H52ZM54 86H55V89L56 88H58L57 89V93L59 92L60 94L61 93H63L64 94V96L62 97H60V94L59 95H56V96H58L57 98L58 99H60V100H56L55 98H51V96H54L56 93L54 92V90L52 89V88H54ZM57 86V87H56ZM68 86H70V87H68ZM90 86L92 87V88H90ZM162 86L163 87H165L164 89L162 88ZM171 86V87H170ZM173 86V87H172ZM43 89H42V88ZM52 87V88H51ZM94 87V88H93ZM187 87V88H186ZM200 87V88H199ZM235 87H234V89H235ZM248 87V88H247ZM37 88H39V89H37ZM78 90V92H77V90ZM79 88H80V91H79ZM82 88V89H81ZM90 88V89H89ZM136 88H138V89H136ZM177 88V89H176ZM225 88V89H224ZM241 88V89H240ZM42 89V92H44V95H42V97H41V94H43V93H41V90ZM86 89V90H85ZM92 89V90H91ZM94 89H95V91H94ZM135 89H136V91H137V93H135ZM141 89H143V90H141ZM44 90V91H43ZM52 90V91H51ZM72 90V91H71ZM73 90H75V95H77L78 93H79V99H78V97H75V95H73V93H74V91ZM153 90V91H152ZM161 90H162V92H161ZM174 90V91H173ZM186 90H188V91H186ZM193 90V91H192ZM224 90V91H223ZM240 90H242L241 92H240ZM247 90V91H246ZM89 91V92H88ZM94 91V92H93ZM155 91V92H154ZM172 91V92H171ZM186 91V92H185ZM201 91V92H200ZM228 91V90H227ZM40 92V93H39ZM50 92V93H49ZM80 92H81V94H80ZM84 92V93H83ZM145 92H147V93H145ZM176 92H178V93H176ZM198 92H199V94H198ZM226 92V93H225ZM240 92V93H239ZM247 92V93H246ZM35 93H37V95L35 94ZM55 93V94H54ZM69 93V94H70ZM142 93V94H141ZM144 93V94H143ZM149 93L151 94V95H149ZM157 93V94H156ZM163 93L164 94V96H163V94L161 95V94ZM190 93V94H189ZM238 94V95H236V94ZM245 93L247 94L246 96H245ZM54 94V95H53ZM126 94V95H125ZM148 94V95H147ZM156 94V95H155ZM160 94V95H159ZM178 94V95H177ZM189 94V95H188ZM39 95H40V97L42 98H37L38 99V102H39V100H40V102L38 103H35V101H37L36 100V96L37 97H39ZM128 95V96H127ZM142 97H141V96ZM155 95V96H154ZM159 95V97H157ZM167 95V96H166ZM170 95V96H169ZM179 95H182V96H179ZM188 95V96H187ZM205 96H206V94H204ZM223 97H222V96ZM239 95H241L240 96V98H239ZM65 96H67L68 98V101H69V103H71L70 101V99L71 98H73V96L75 97V100H74V102H72V103H74V104H70V106H68V104L69 103H67L68 101H67V99H66V101L64 100L66 97ZM160 96H162V97H160ZM166 96V97H165ZM187 96V97H186ZM237 96V97H236ZM55 97V96H54ZM65 97V98H64ZM177 97H179V98H177ZM180 97H182V98H180ZM222 97V98H221ZM247 99H246V98ZM249 97V98H248ZM62 98H64V99H62ZM76 98H77V100H76ZM124 98V99H123ZM132 98H134V99H137V100H134V99H132ZM146 98V99H145ZM159 100H158V99ZM188 98V99H187ZM226 98V99H225ZM232 98H234V99H232ZM239 98V99H238ZM241 98H244V99H246V100H244L245 101V103H244V101H243V99H241ZM35 99V101H33ZM52 99V100H51ZM54 99V100H53ZM62 99V100H61ZM157 99V100H156ZM177 99V100H176ZM178 99H179V101H178ZM224 99H225V101H224ZM231 99V100H230ZM50 100V101H49ZM58 101V102H61V104L60 103H58L59 105H57V106H59L58 108H60V109H58L55 105H53V103H54V101ZM84 100H86V101H84ZM169 100V101H168ZM174 100V101H173ZM176 100V101H175ZM185 100H187V101H185ZM218 100V101H217ZM248 100V101H247ZM48 101V102H47ZM63 101V102H62ZM64 101L66 102V104H67V106H68V108H67V106H63L64 104ZM78 101V102H77ZM142 101V102H141ZM154 101V102H153ZM220 101V102H219ZM222 101V102H221ZM229 101H231V104H230V102ZM233 101H237L236 103L237 104H239V106L237 107V104H235ZM240 101V102H239ZM241 101H242V103H241ZM247 101V102H246ZM31 102H32V104H31ZM34 102V103H33ZM50 102H53V103H50ZM127 102V103H126ZM146 102V103H145ZM150 102V103H149ZM153 102V103H152ZM158 102V103H157ZM161 102V103H160ZM165 102V103H164ZM167 102V103H166ZM182 102V103H181ZM41 103V104H40ZM48 103H50L51 105L50 106H55V109L53 108H51V110L54 112L55 111V113H56V115H55V113H51L52 111H50L49 110V108H48ZM79 104V106H78V104ZM82 103V104H81ZM86 103H88V104H86ZM92 103V102H91ZM126 103V104H125ZM178 103H180L179 105H178ZM228 103H229V106L227 107V105H228ZM234 105H233V104ZM35 104H37V106L35 105ZM40 104V105H39ZM48 104V105H47ZM65 104V105H66ZM75 104H77V107H75V109L73 108L74 106H75ZM122 104V105H121ZM148 104V105H147ZM222 104V105H221ZM241 104V105H240ZM29 105V106H28ZM31 105V106H30ZM43 105V106H42ZM47 105V108H44L45 106ZM60 105H61V107H60ZM88 105V106H87ZM130 105V106H129ZM165 105V106H164ZM208 105H212L211 107L213 108V109H211V107L209 106V107H207ZM245 105V106H246ZM26 106V107H25ZM39 106V107H38ZM41 106V107H40ZM71 106H73V107H71ZM124 106V107H123ZM135 106L136 107H138V108H135ZM145 106V107H144ZM151 106V107H150ZM154 106V107H153ZM173 106V107H172ZM176 106H177V108H176ZM181 106V107H180ZM218 106H224L223 108L221 107H218ZM231 106V107H230ZM22 107V108H21ZM30 107V108H29ZM37 107V108H36ZM69 107H71L72 109H74L72 112H71V110L72 109H70ZM126 107V108H125ZM140 107H142V108H140ZM147 107V109L145 110L144 108H146ZM186 107V108H185ZM202 107V106H201ZM28 108V109H27ZM34 108H36V109H34ZM44 108V110H41V109H43ZM63 108H65V109H63ZM67 108V109H66ZM91 108H92V110H91ZM140 108V109H139ZM172 108V109H171ZM173 108H175V109H173ZM210 108V109H209ZM225 108H227V109H225ZM22 109V110H21ZM32 109V110H31ZM37 109L39 110V111H41V113H39L38 111H37ZM46 109L48 110V111H50L49 113H51V114H49V113H46V114H44L45 113V111H46ZM68 109H70L69 111L71 112L70 113V116H69V111H68ZM122 109V110H121ZM126 109V110H125ZM134 109H135V111H134ZM137 109V110H136ZM143 109V111L144 112H147L146 114L144 113L143 114V118H142V116H140L141 118H142V120H140V117H139V115H138V113L140 112V110H142ZM169 109V110H168ZM224 109V110H223ZM228 109H234V110H232V111H230L231 112V114L233 115V117H234V119L232 118V115L230 116V117H228L227 118V116L225 115V112L228 110ZM235 109H237L236 111H235ZM239 109H240V111H239ZM24 110V112H22ZM37 111V112H35V111ZM65 111V110H67V111H63V112H60V111ZM123 110H124V112H123ZM133 110V111H132ZM152 110V111H151ZM217 110V111H216ZM56 111H58V113L56 112ZM125 111H126V113H125ZM139 111V112H138ZM174 111H175V113H174ZM212 111V112H211ZM233 111H235V112H233ZM239 111V112H238ZM242 111V112H241ZM244 111V112H243ZM47 112V111H46ZM135 112H137V113H135ZM209 112H211V113H209ZM217 113V114H214V113ZM224 112V113H223ZM34 114V117H33V114ZM61 113V114H60ZM67 113V114H66ZM116 113H117V116H115L116 115ZM124 113V114H123ZM143 113V112H142ZM150 113V114H149ZM207 113V114H206ZM223 113V114H222ZM234 113H235V115H234ZM32 114V115H31ZM40 114V115H39ZM60 114V115H59ZM62 114H65V115H62ZM73 114H74V116H73ZM91 114V115H90ZM163 114V115H162ZM171 114V115H170ZM30 115V116H29ZM55 115V116H54ZM84 115V116H83ZM121 115V116H120ZM142 115V114H141ZM147 115H149V116H147ZM216 115V116H215ZM226 116V117H224V116ZM17 116H19V117H21V118H19V117H17ZM43 116V117H42ZM52 117V119H55V120H53L52 121V119H50V118H48V117ZM57 116V117H56ZM122 116H124L123 117V119H122ZM127 116V118L126 119H124L125 117ZM133 116H136V119L133 117ZM167 116V117H166ZM214 116V117H213ZM14 117V118H13ZM23 117V118H22ZM27 117H29V119H27ZM35 117H40L39 118V120H38V118L36 119ZM55 117V118H54ZM76 117V118H75ZM116 117H118V118H116ZM138 117H139V119H138ZM156 117V118H155ZM174 117V118H173ZM214 119H213V118ZM216 117V118H215ZM223 117V118H222ZM240 117V118H239ZM12 118V119H11ZM17 118V119H16ZM33 119L32 121H30V119ZM42 118V119H41ZM43 118H48V120L47 121H45V119L43 120ZM89 118H90V120H89ZM211 118V119H210ZM227 120H226V119ZM235 118H237L236 119V121H235ZM57 119H58V123H57ZM59 119H60V121H59ZM71 119V120H70ZM140 120V121H142L141 122V124H140V121H138V120ZM167 119V120H166ZM214 121H213V120ZM221 119H223V121L224 120H226V121H228L227 123L228 124H226V121L223 123V124H225V127L228 129V130H226V128L223 126V127H221L222 126V121H221ZM229 119H230V121H229ZM232 119L234 120V122L232 123L231 121H232ZM19 120V121H18ZM29 120V121H28ZM70 120V121H69ZM73 120V121H72ZM124 120H126L125 122H124ZM132 120H133V122H132ZM146 120V121H145ZM154 120H156V121H154ZM160 120H162V121H160ZM164 120V121H163ZM207 120V121H206ZM24 121V122H23ZM55 121V122H54ZM90 121V122H89ZM123 121V122H122ZM157 121H159V122H157ZM89 122V123H88ZM154 122V123H153ZM229 122H231V124H229ZM235 122H237V124L235 123ZM14 123V124H13ZM56 123V124H55ZM137 123V124H136ZM145 123V124H144ZM161 123V124H160ZM235 123V124H234ZM19 124V126H17ZM51 124H52V126H51ZM54 124V125H53ZM113 124V123H112ZM119 124V123H118ZM122 124V125H121ZM138 124L140 125V127L138 126ZM158 124V125H157ZM9 125V126H8ZM62 125H63V128H61L62 127ZM69 125V126H68ZM156 125V126H155ZM219 125H220V128L222 129L223 128V130H220V128H219ZM228 125L230 126V127H228ZM236 125H238V126H236V129H237V131H236V129H235V126ZM25 126V127H26ZM79 126V127H78ZM142 126V127H141ZM158 126V127H157ZM198 126V127H197ZM234 126V127H233ZM69 127V128H68ZM103 127H105V128H103ZM107 127V128H106ZM112 127V129H110ZM196 127V128H195ZM49 128H50V130H49ZM148 128V129H147ZM188 128H189V130H188ZM195 128V129H194ZM214 128V129H213ZM219 128V129H218ZM225 128V129H224ZM231 128H233V129H231ZM22 129V128H21ZM126 129H127V131H126ZM194 129V130H193ZM207 129V130H206ZM218 129V130H217ZM231 129V130H230ZM67 132H65V131ZM112 130V131H111ZM130 130V131H129ZM198 130H199V132H198ZM203 130V131H202ZM206 130V131H205ZM224 130H226V131H224ZM13 131H14V133H13ZM16 131V132H15ZM50 131V132H49ZM52 131V132H51ZM73 131V132H72ZM87 131V132H86ZM163 131H165L164 133H163ZM213 131V132H212ZM215 131V132H214ZM223 131V133H221ZM31 132H33V131H31ZM51 133V134H49V133ZM89 132V133H88ZM100 132L102 133L103 132V135L102 134H100ZM105 132V133H104ZM191 132V133H190ZM194 132V133H193ZM207 132V133H206ZM225 132V133H224ZM48 133V134H47ZM85 133V134H84ZM88 133V134H87ZM111 133H113V134H115L114 136H116L115 138H114V140H116L117 138H119L120 137V139H121V137L123 138V140L120 142V143H118V141H120V139L118 140L117 139V141H114L113 139H112V137H114V136H112L111 135ZM120 133V132H119ZM222 135H221V134ZM228 133V134H227ZM236 133V134H235ZM53 134V135H52ZM54 134H56V135H54ZM62 134V135H61ZM162 134V135H161ZM199 134V135H198ZM206 134H208V135H206ZM213 134V135H212ZM238 134V135H237ZM102 135V136H101ZM187 135H188V137H187ZM196 135V136H195ZM198 135V136H197ZM217 135V136H216ZM224 135V136H223ZM237 135V136H236ZM54 136V137H53ZM158 136V137H157ZM166 136H165V138H163V139H166ZM215 138H214V137ZM220 136V137H219ZM226 136V137H225ZM229 136V137H228ZM12 137H13V139H12ZM53 137V138H52ZM72 137V138H71ZM87 137H89V138H87ZM196 137V138H195ZM200 137V138H199ZM222 137V138H221ZM236 138V139H234V138ZM8 138V139H7ZM57 138V139H56ZM69 138V139H68ZM71 138V139H70ZM191 138V139H190ZM208 138V139H207ZM217 138V139H216ZM238 138V139H237ZM2 139H4V140H2ZM9 140V141H6V140ZM47 139H49V141L47 140ZM66 139H68L67 141H66ZM124 139H126V141L128 140V142H126V143H124V145H122V142L124 141ZM150 139V140H149ZM205 139V140H204ZM63 140H64V142H63ZM86 140V141H85ZM107 140H108V143H107ZM189 141V143H187L188 141ZM199 140V141H198ZM208 140V141H207ZM214 140V141H213ZM220 140V141H219ZM223 140V141H222ZM225 140V141H224ZM236 140V141H235ZM42 141H44V143H42ZM58 141V142H57ZM79 143H77V142ZM150 141V142H149ZM179 141H181V144H182V141L184 142L182 145L180 144V142ZM191 141H192V148L194 149V148H196L195 146H196V144H199V149H198V145H197V149L199 150V151H195L194 152V150H196V149H192V150H190L189 148V146H190V143H191ZM198 142V143H196V142ZM201 141L203 142V145H202V143H201ZM57 142V143H56ZM61 142H62V144H61ZM111 142V143H110ZM141 142V143H140ZM148 142V143H147ZM167 142H168V140L166 141V140H163V143L162 144H167ZM186 142V143H185ZM193 142H195L196 144H194ZM222 142H225V143H223L222 144ZM232 142H233V144H232ZM1 143H0V145H1ZM56 143V144H55ZM65 143V145H63ZM84 143H85V145H84ZM107 143V144H106ZM119 144V145H117V144ZM129 143V144H128ZM132 143V144H131ZM207 143V144H206ZM215 143V144H214ZM55 144V145H54ZM60 144V145H59ZM67 144V145H66ZM128 144V145H127ZM150 144V145H149ZM180 144V145H179ZM187 144V145H186ZM221 144V145H220ZM231 145L232 146V148H231V146H229V145ZM20 145V146H21ZM35 145V146H34ZM42 145H44V146H42ZM51 145V146H50ZM62 145V146H61ZM139 145V146H138ZM146 145V146H145ZM173 145H175L174 147H173ZM185 145V146H184ZM206 145V146H205ZM214 145H216V148H215V146ZM234 145V146H233ZM37 146V147H36ZM63 146H66V147H70V148H64V149H62V147ZM79 148H78V147ZM147 146H149V147H147ZM187 146H188V149H187ZM204 146V147H203ZM41 147L44 149H41ZM82 147H84V148H82ZM103 147V148H102ZM105 147V148H104ZM126 147V148H125ZM147 147V148H146ZM227 147H230V148H227ZM23 148V149H22ZM34 148H36V149H34ZM53 148V149H52ZM71 148H73V153H70V149ZM119 148V149H118ZM138 148V149H137ZM172 148V149H171ZM201 148H203V149H201ZM220 148V149H219ZM22 149V150H21ZM61 149V150H60ZM75 149H77L78 150V152H77V150H75ZM109 149V150H108ZM178 149V150H177ZM223 149V150H222ZM229 149H230V151H229ZM232 149V150H231ZM50 150V151H49ZM75 150V151H74ZM141 150V151H140ZM167 150H169V151H171V152H168ZM180 150V151H179ZM189 150V151H188ZM200 150H203V151H200ZM206 150V151H205ZM215 150V151H214ZM26 151H28V152H26ZM55 153H54V152ZM84 151H86V153L84 152ZM100 151V152H99ZM148 151V152H147ZM186 151H188L187 153H189V155H192V152H193V154L194 155H197L198 153L200 154H198L197 156H195L194 157V155L192 156L193 157V159H192V157L190 158L189 157V160L187 159V157L189 156V155H187V153H186ZM192 151V152H191ZM225 151H226V154H225ZM32 152V153H31ZM61 152V153H60ZM81 152H82V154H81ZM125 152V153H124ZM136 152V153H135ZM147 152V153H146ZM196 152H198L197 154H196ZM202 152V153H201ZM206 153V154H204V153ZM218 152V153H217ZM227 152H228V155H227ZM31 153V154H30ZM41 153V152H40ZM77 153V154H76ZM85 153V154H84ZM164 153H165V155H164ZM183 153V154H182ZM186 153V154H185ZM26 154V155H25ZM31 155L34 159H32V157L31 158H29V156H27V155ZM37 154V155H36ZM54 154V155H53ZM59 154H60V156H59ZM93 154H95V157H94V155ZM98 154V155H97ZM117 154V155H116ZM134 154V155H133ZM139 154V155H138ZM214 154V155H213ZM67 157H66V156ZM92 155V156H91ZM121 155V156H120ZM175 155V156H174ZM184 155H187V157L186 156H184ZM202 155V158H198L199 159V161H198V159H194V158H197V157H200ZM227 155V156H226ZM231 155V156H230ZM25 156H27L28 158H27V160L29 159V161L27 162V160H25L24 162H23V160L26 158ZM78 157V159H77V157ZM99 156V157H98ZM172 156V157H171ZM174 156V157H173ZM214 156V157H213ZM76 157V158H75ZM113 157H116V158H113ZM183 157H185V158H183ZM204 157H206L205 159H204ZM211 157V158H210ZM222 157V158H221ZM230 159H229V158ZM0 158H2V157H0ZM98 158V159H97ZM162 158H164V159H162ZM182 159V161H181V159ZM218 158V159H217ZM37 159V160H36ZM62 159V160H61ZM76 159H77V162H76ZM162 159V160H161ZM179 159V160H178ZM203 159V160H202ZM228 161H227V160ZM0 160H2V163H3V159H0ZM79 160V161H78ZM187 160L189 161V162H191L192 164H198L197 165V167H198V169H197V167L195 168V166L194 165H192V169L190 168L191 167V164L188 162V164L186 163V165H185V162H187ZM193 160V161H192ZM207 160V161H206ZM224 160V161H223ZM39 163H38V162ZM44 161V162H43ZM74 161V162H73ZM82 163H81V162ZM163 161V162H162ZM181 161V162H180ZM202 161V162H201ZM203 161L205 162L206 161V163H205V165H204V163H203ZM214 161H215V163H214ZM25 162H27V163H25ZM37 162V163H36ZM112 162V163H111ZM117 162V163H116ZM169 162V164L170 165H172V169L170 168V165L168 166L169 167V170H167V166L165 167V164L166 165H168L167 163ZM171 162H172V164H171ZM178 162V163H177ZM195 162H197V163H195ZM199 162V163H198ZM17 163V164H16ZM22 163H24L25 165L24 166H21V164ZM76 163V164H75ZM77 163H79L78 164V169L77 168H75L76 166H77ZM180 163H182V165L184 166H181L180 165ZM202 163H203V166H202ZM214 163V164H213ZM200 164V165H199ZM0 165H1V167H0V169L2 170L3 169V166H4V163L3 164H1V162H0ZM23 165V164H22ZM40 166V168H39V166ZM46 165V166H45ZM187 165H189V168H185ZM69 166V167H68ZM176 166V169L173 171V168ZM180 168H179V167ZM201 166L203 167V168H201ZM205 166V167H204ZM218 166V167H217ZM21 167H23V168H21ZM73 167H74V169H73ZM156 167V168H155ZM188 167V166H187ZM209 167H210V169H209ZM23 169V170H25V171H20V169ZM44 168V169H43ZM151 168V169H150ZM163 168H166V170L167 171H165ZM236 168H237V166H236ZM41 169H43V170H41ZM76 170L77 171V174L76 175H74V171H72L71 172V170ZM93 169V170H94ZM182 169H184L183 170V172H181V170ZM185 169H187V170H185ZM190 169L192 170V171H190ZM194 169V170H193ZM201 169V170H200ZM208 169V170H207ZM213 169V170H212ZM220 169V168H219ZM238 169H240V167L239 168H237L236 169V171L238 170ZM19 170V171H18ZM157 170V171H156ZM176 170H178L177 172H176ZM216 170V171H215ZM222 170V169H221ZM76 171H75V173H76ZM78 171H79V173H78ZM149 171V172H148ZM164 171V172H163ZM172 171V172H171ZM184 171H186V172H184ZM188 171H190V173L188 172ZM194 171H196L195 173V175H194V177L195 176H197V174H198V176L197 177H195V178H197L198 179V182H197V186L195 185H192L189 181V183L186 181L187 179V176H190V175H192L193 176V174H194ZM199 171H202L201 173L204 175H201V173L199 172ZM212 171H213V173H212ZM234 171H235V168H234ZM233 171V173L236 175L237 173H235ZM23 173L24 172V174L22 175V174H20V173ZM65 172V173H64ZM69 172V173H68ZM160 172H162V175H161V173ZM165 172H168V174L167 175H169L168 177H167V179L169 178V180L167 181V179H166V186L165 187H162V185L164 184L163 182H162V178H163V180L165 179V177H166V173ZM238 172V171H237ZM0 173H1V171H0ZM17 173L18 174H20L21 176H18L17 175ZM25 173H27V174H25ZM97 173V174H96ZM159 173H160V175H159ZM163 173H165V174H163ZM172 173V174H171ZM174 173V174H173ZM181 173V174H180ZM184 173H187V174H184ZM193 173V174H192ZM215 173V174H214ZM101 174V175H100ZM154 174V175H153ZM157 174V175H156ZM176 174V175H175ZM185 176V179L183 180V175ZM189 174V175H188ZM9 175H10V179H9ZM18 176V179L16 178L17 176ZM159 175V176H158ZM181 175V176H180ZM199 175H200V178H198L199 177ZM208 175H210V176H208ZM2 175H0V178L2 179V177H1ZM16 176V177H15ZM202 176L204 177V179H201L202 178ZM15 177V179H17V180H14L13 178ZM20 177V178H19ZM30 177V176H29ZM74 177H75V179H74ZM173 177L175 178V179H173ZM176 177L178 178V181H177V179H176ZM180 177H181V179H182V182H184V183H182L181 181L179 182V180H181L180 179ZM183 177V178H182ZM193 177V178H194ZM23 178V179H22ZM36 178V179H35ZM64 178H66V179H64ZM67 178H70L69 180L67 179ZM173 179V180H172ZM210 181H209V180ZM213 179V180H212ZM12 181V180H14V182H10L12 185L14 184V186H12V185H9V186H7L6 184L9 182V181ZM67 180V181H66ZM147 180V181H146ZM172 180V181H171ZM176 180V181H175ZM1 181V180H0ZM32 181H34V182H32ZM100 181V182H99ZM157 181V182H156ZM159 181L160 182H162V185H161V183H159ZM165 181V180H164ZM173 181H174V183H173ZM203 182V183H200V182ZM208 181V182H207ZM211 181H212V183H211ZM17 182V183H16ZM25 184H24V183ZM30 182H32V183H30ZM143 182H144V184H143ZM168 182H170V183H168ZM175 182H176V186H175ZM207 182V183H206ZM27 183H28V185H27ZM180 183H182V184H180ZM187 183H188V185H187ZM24 184V185H23ZM74 185V187H73V185ZM135 184V185H134ZM142 184V185H141ZM158 184V185H157ZM169 184H171V185H169ZM177 184H178V186H179V184H180V187H179V190H178V186H177ZM186 185L187 187H188V189H187V187L186 186H184V185ZM7 187H9V188H6V186ZM15 185H16V187H15ZM25 185H27L28 186V188L29 189H27V187L25 186ZM29 185L31 186V187H29ZM61 185V186H60ZM130 185H132V186H130ZM138 185V186H137ZM192 185V186H191ZM201 185V186H200ZM203 185V186H202ZM209 185V186H208ZM6 188H4V187ZM18 186H20V187H18ZM141 186V187H140ZM158 186V187H157ZM164 186V185H163ZM169 186V187H168ZM172 186V187H171ZM174 186H175V189H174ZM210 186H213L212 187V189L210 188ZM128 187V188H127ZM133 187V188H132ZM157 187V188H156ZM184 187H186V190L184 189ZM208 188V189H206V188ZM13 188H14V190H13ZM16 188V189H15ZM34 188V189H33ZM160 188H161V190H162V188H165V190H163V191H165L164 193H163V191L161 192L160 191ZM213 188H214V190H213ZM241 188V187H240ZM9 189V190H8ZM14 191V192H12V190ZM174 190V193H173V190ZM205 189V190H204ZM217 189V188H216ZM7 190V191H6ZM124 190H126V192L124 191ZM134 190V191H135ZM182 190H185L184 192L185 193H183L182 194ZM202 190V191H201ZM208 190V191H207ZM212 190H213V192H212ZM220 189L218 188L217 189V191H219ZM222 190V189H221ZM237 190H239V189H237ZM241 190H242V188H241ZM58 191V190H57ZM62 191H63V189L59 192V194L60 193H62ZM124 191V192H123ZM170 191V193H167V192H169ZM202 192V194H201V192ZM228 189H226V190H222L221 192H222V194L220 193V191H219V193H220V195H219V193H217L218 195H219V197L220 198H225L226 196H227V194H228ZM129 192V193H130ZM203 192H204V194H203ZM212 192V193H211ZM239 192H241V191H239ZM11 193H13V194H11ZM119 193V194H118ZM128 193V194H129ZM161 193V194H160ZM173 195H172V194ZM179 193H180V195H179ZM200 193V194H199ZM212 194L211 195V197H210V195L209 194ZM215 193V194H214ZM7 194H8V196H9V198L11 199V200H13V201H11L10 199L7 201L6 199L8 198V196H7ZM10 194V195H9ZM116 194H118V195H116ZM125 194V195H124ZM164 194V195H163ZM165 194L167 195V196H165ZM198 194V196L196 197V195ZM19 195V196H20ZM111 195V196H110ZM162 195V196H161ZM171 195V196H170ZM178 195V197L180 196V202H178L179 201V198L178 197H176ZM183 195V196H182ZM200 195H201V197L202 198H204L205 200H202L201 198V202L199 201L200 199H198L199 197H200ZM205 197H204V196ZM218 195H217V197H218ZM4 196H7V197H5L4 198ZM12 196V197H11ZM119 196V197H118ZM182 196V197H181ZM215 196V197H214ZM110 197V198H109ZM113 197V198H112ZM168 197H169V199H168ZM193 197V198H192ZM208 197H210V198H212L213 200V202L211 203V199L210 198H208ZM2 198V199H1ZM165 198V199H164ZM194 198H195V200H194ZM209 199V200H207V199ZM110 199V200H109ZM116 199V200H115ZM161 199H160V201H161ZM166 199L167 200H169V201H166ZM216 200V202H215V200ZM3 200L5 201L6 200V202H9V201H11L10 203L11 204H8V203H6V205L8 206L9 205V207H7V212H6V208H4L3 207V205H2V202H3ZM166 202H165V201ZM178 200V201H177ZM188 200H190V202L188 201ZM196 201V202H191V201ZM207 200V201H206ZM219 200V199H218ZM202 201L203 202H205V203H202ZM185 203V205H184V203ZM188 202V203H187ZM187 203V204H186ZM209 203V205L206 207V205ZM179 204V205H178ZM202 204H205V206L204 205H202ZM214 204V206H212V205ZM113 205V206H112ZM119 207H118V206ZM184 205V206H183ZM188 205V206H187ZM212 206L213 207V211H212V209L210 210L209 209V206ZM116 206H117V208H116ZM203 206H204V208H203ZM6 207V206H5ZM14 207V206H13ZM107 207H108V209H107ZM110 207V208H109ZM113 207V208H112ZM211 207V208H212ZM2 208H4V210L2 209ZM8 208H10V210L8 209ZM112 208V210H109V209H111ZM116 208V209H115ZM176 208V209H175ZM203 208V209H202ZM103 209V210H102ZM185 209H187V210H185ZM107 210H109L108 212H107ZM113 210H114V212H113ZM175 210H177V211H175ZM104 211V212H103ZM195 211V212H194ZM203 211H204V213H207L208 212V214L206 215V214H204L203 213ZM110 212H112V213H110ZM201 212V213H200ZM209 212H210V215H209ZM216 212V213H215ZM110 213V214H109ZM178 213H180V214H178ZM214 213V214H213ZM107 214H109V215H107ZM114 214H116V213H114ZM114 214H112V215H114ZM174 216V217H176V218H174L172 215ZM184 214V215H183ZM193 215L194 214V216H192V220H191V217H190V219H189V216L190 215ZM111 215V216H112ZM203 215V216H202ZM206 215V216H205ZM210 217H209V216ZM107 216V217H106ZM205 216V217H204ZM99 217V218H98ZM104 218L103 220L102 219H100V218ZM110 217V216H109ZM195 217V218H194ZM197 217V218H196ZM209 217V218H208ZM34 218V215L32 214V215H30L29 217H26V218H24V220L22 221V224H21V226L17 229V230H15L13 233H12V235L9 237V239H10V242H11V245H10V247H6V248H4L3 250H1V252H0V264L2 263V264H35L36 263V261L38 260V259H41V258H44V262H46V259H45V257L47 256V254H48V252H49V250L51 249L50 247H48L46 244H45V242L43 241V233H44V230L46 229V228H48L49 226H45L46 224H49L48 222H46L47 220H41V221H35V219H33ZM139 218H140V216L138 217V221H140L139 220ZM174 218V219H173ZM188 218V219H187ZM204 218H206V220H204ZM235 218V217H234ZM233 218V219H234ZM98 219H100V221L98 220ZM141 219V218H140ZM185 219H187V220H191L189 223L187 222V220H185ZM96 220H98V222L96 221ZM208 220V221H207ZM236 220V219H235ZM45 221V223H43ZM180 221V222H179ZM202 221H203V223H202ZM164 222V223H163ZM168 222V223H167ZM185 222V223H184ZM200 222H201V224H200ZM205 222V223H204ZM99 223V224H98ZM170 223V224H169ZM6 224V225H5ZM92 224H91V229L87 232V235L89 234V233H93L94 232V229L92 230ZM163 224V225H162ZM167 224V225H166ZM189 224V225H188ZM205 224V225H204ZM3 225V226H2ZM26 225V226H25ZM202 225V226H201ZM208 226V228L206 229V230H204L205 229V226ZM192 226V227H191ZM25 228V229H23V228ZM190 227V228H189ZM200 227V228H199ZM148 230H147V229ZM201 228H204V229H201ZM22 229H23V231H22ZM154 229V230H153ZM201 229V230H200ZM47 230V229H46ZM46 230H45V232H46ZM92 230V232H90ZM145 230V231H144ZM192 230V231H191ZM194 230V231H193ZM200 230V231H199ZM152 231H153V233H152ZM158 231V232H157ZM196 231H199V232H196ZM209 231V232H210ZM212 231V232H213ZM21 232V233H20ZM24 232V233H23ZM205 232V233H204ZM19 233V234H18ZM196 233V236L195 237H193L192 235H194ZM211 233V232H210ZM18 234V235H17ZM190 234H192V235H190ZM24 235V236H23ZM126 235L127 234H121V236L123 237L124 236V239H125V242L122 240L121 242L122 243H126L127 241H128V236L126 237ZM159 235H162V237H163V240L160 242V241H158V236ZM203 235V236H202ZM208 235H209V233H208ZM36 236V237H35ZM188 236V237H187ZM122 237H121V239H122ZM199 237V238H198ZM12 238V239H11ZM120 238H119V240H121ZM127 240V241H126ZM148 240H149V242H148ZM208 240V241H207ZM152 241V242H151ZM151 242V243H150ZM166 242V243H165ZM122 243H119L120 244V246L122 245V247H123V244ZM129 243H130V241H128V245H129ZM192 243V244H191ZM12 244H13V247H12ZM16 244H17V247H16V249H14L15 248V246H16ZM163 244H164V246H163ZM183 244V245H182ZM126 245V244H125ZM159 245V246H158ZM168 245V247H165V246H167ZM127 246V245H126ZM126 246H124L123 248H121V251H123L124 250V248L126 247ZM154 246V247H153ZM157 246V247H156ZM190 246H191V248H190ZM11 250H10V249ZM67 248H68V246H67V243L66 244H63V245H60V246H58V247H56V250H58L59 252H61V253H63V252H65L66 250H67ZM165 248V249H164ZM169 248V249H168ZM32 249V250H31ZM148 249V250H147ZM30 250V251H29ZM152 250V251H151ZM166 251V252H165ZM144 252V253H143ZM6 253H8V254H6ZM33 253V254H32ZM5 254V255H4ZM162 254V255H161ZM137 255V256H136ZM6 256V257H5ZM121 256H123V254L121 255ZM173 257V258H172ZM3 258V259H2ZM96 258H98V256L96 257ZM95 258V259H96ZM186 258V259H185ZM188 258V259H187ZM32 259H33V261H32ZM94 258H93V260H95ZM125 259V260H124ZM183 259V260H182ZM73 260V259H72ZM121 260V261H120ZM130 260H132V259H129V257H119V258H117V264H120L121 262V264H128V262L130 261ZM189 260V261H188ZM3 261V262H2ZM144 261V263L143 264H147L146 262ZM189 263H188V262ZM246 261V260H245ZM244 261V262H245ZM118 262H120V263H118ZM64 264H71V261H65V263Z\"/></svg>", "mask_w": 264, "mask_h": 264}]
</instances>
